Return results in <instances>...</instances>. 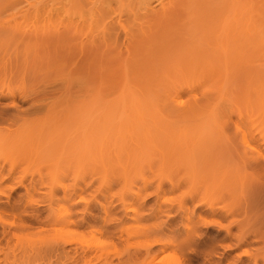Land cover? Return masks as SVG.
<instances>
[{
  "label": "rangeland",
  "instance_id": "1",
  "mask_svg": "<svg viewBox=\"0 0 264 264\" xmlns=\"http://www.w3.org/2000/svg\"><path fill=\"white\" fill-rule=\"evenodd\" d=\"M17 1L18 0H15V1L14 0H0V56L3 55L2 57L5 58V59H3L2 57H0V60L2 58V60H1L2 62H0V63H4V65L6 67V69H5V68H3L4 65L1 66V64H0V88L1 89L3 88V90H7V89H12L13 88L12 90H15V95L13 96V98H0V112L1 113H4V115L2 114L3 116L0 119V143L1 142L2 143H5V144H2V146L0 145V149H1V147L3 148L0 151V156H2L1 155V152L5 151V152H3L4 156H2V158L0 157V165H1V167H0V171H1L0 172V178L3 179V180H0V182H1L0 183V264H7L6 263L7 261H9L8 264L9 263L10 264H80V263L81 264H85L83 262L85 260V258L86 259L88 258V260H90L89 264H91L93 262H94L93 264H106V262H107V264L108 263H110V264H112V263L113 264H160V262H161V264H163V263H165V264H171V263L172 264H175L176 262H178V263L180 262V264L181 263L182 264H264V258H262V257H264V205H261V204H264V202H262V201H264V195H262V194H264V187H262V185H264V172H261V169H259V167H260L259 165H258V169L259 170L256 169L257 168L256 165H255V168H252V166L254 167V164H252L250 162L251 164L249 163V165H248L249 160L246 159L245 157H244L245 160L242 159L243 156H246V153H247V155L250 153V150L248 148H246V147L244 148L243 146H241L243 144L241 142V140H240L241 136H240V133H237L240 129L241 130H244L245 129L244 132L245 131H248V135H247L246 132L245 133H246L247 137H250L251 139L253 138L252 141H251V139L248 138L249 141H251V144H252L253 148H255L258 152L264 153V145H262V144H264V142H262V141H264V140H262L264 138L260 139L262 133H264V132H262L261 134H257L259 131L261 132V130H262L261 127H264V126H262V125H264V122H262L264 120L261 121L262 122V125H260L261 123L258 122L259 120H261L260 117H264V113L261 112V107L258 106V104L260 105V103H258V101L256 99L258 96L257 97L254 96L255 99L254 98L252 99L253 94L256 92L255 89H257L259 87L258 88L259 90L257 89L258 91H261V89L264 90V86H262V85H264V82H260V79H262V81H264V48H261L260 51H256V52H252V50L255 51V49H257V48H255V49L249 48L251 50V52H249V53L247 52L250 55H247L249 58L246 59V60L247 61L249 60L250 63H249V61L246 63L247 69L246 68H241L240 69V67H238L240 65L242 67H245V66H243V65H245L244 63L246 62V60L244 61V57H245L244 56L243 58H241L242 61L240 60L241 62H244V63H240L239 62L238 65H237L238 69H240L242 71L237 70V72L239 71L237 73V75H236L237 77H234L233 76L234 79H233L232 82H231L232 79L230 80V77H229V80L230 81L228 80L229 81L228 83H230V82L232 83V85L229 84L231 86V89H229L230 87H228V83L225 84V85H227L228 89H227L226 86H223L224 88L226 87L227 90L226 89H223L224 90V93H222V91H221V93H220L222 95V98L221 99L219 98L220 96L217 97L218 93L215 91V90H217V88L216 89H212V90H214L217 93V95L214 96V97L219 98L218 101H217L216 100L217 98L214 99L212 97V99H214V102L217 101V104H218V102H219L220 105L222 104L221 107L223 106V103H225V102L227 103V104L226 103L224 104V106H225V108L223 107L224 108V111L220 107L221 110H222L223 116H221L222 114L219 113V116L220 117H219V119H216L217 122H218V120L219 121L221 120L220 122H218V123H220L219 124V128H220V126L221 127L223 126L220 129H224V130H220L219 133L216 132V133H212L211 134L214 137V139L212 138V142L210 141L211 139L208 140L209 141V145L211 147H208L209 146L208 145V141L205 142L207 144L202 143V145H201V143L198 142L199 144L197 146L199 147V149L197 147H195L196 150L194 149L195 150L194 151L195 153H196V151H198L197 152L198 155H197V153L196 154L194 153L193 158L195 157L196 160H197V157H198V160L199 161L198 160L197 161H198V164L199 165L197 164V161L195 160V158L193 160H195L196 165H197V168H198V166H199V168L196 170V168L194 167L195 165L193 166V165L190 164V166L191 167L193 166L191 168V170L193 169L194 172L196 170L197 175H199V176L196 175V176L193 177L192 174H191L190 177H192L194 179L192 181V180H190V177H189V179H186L187 177H184L185 174L187 175L188 173H191L190 171H188L189 168H187V169L185 168L186 166H185L184 162H186V157H185V161H184V158H182L181 156H179V157L182 159V161H180L178 159V157H176L177 155H181L183 153V150L181 151L179 149V151L182 152V153H179V151L177 150L178 149L177 147H176L177 149H174L175 151L171 148L173 146L169 147V148H171V150L168 149L167 143H168V140L171 141V139H168L167 138V140L165 142V141H163L164 138L162 139L159 136V138L156 139V137H155V139H152L153 141L150 140L151 143L148 141L149 144H148V149H147V147H146V145H147L146 142L147 141L145 140L146 138L145 139L144 138L141 139V137L140 138L137 137V138H139L138 139V142H140V143H142V145H144V146H142V148L145 147V150L147 151L148 156H150L149 158L150 159H151V157L152 158H155V157L157 158L155 160L154 159H151V160H154V161H149L150 163L147 162L149 159L148 160L147 159H144V160H147L146 162L149 164L148 165L145 162H141L142 159H143V156L141 158H140V155L137 157V155L139 153L140 154L141 153L143 154V153H146V151L145 150L141 151L142 150L141 145L140 146L138 145V142L134 139V137H133V140L134 141L132 140V137H130V135H132L133 132H130V134L128 132V134H129V140H128V134L126 132L124 133V131H122V134L120 133L121 136L118 135L119 134V133H117V129H118V125H119V124H117L118 122L116 123L117 125H114L115 124L114 121H113L114 124L111 121H106L104 123L105 124L104 125L103 124L104 120L102 121V119H100V118L97 119V117H95L94 119L91 118L90 121H93L90 124L91 126L89 125L91 128L89 127L87 129V132H89V129H91V131H90V135H91V139L90 140L91 141L89 140L91 142V145L88 144L89 145L88 146L89 148L86 147L87 143H86V145H84L85 142L81 138V136H83L82 135V132H81V134H79L80 131L76 133L75 130H73V129H76V130H79V129L82 130V129H84V128H79L78 125L76 127V124H78V121H76V120L75 121L73 120L74 122L72 121V119H74L73 118L74 117L73 113L75 112V109L78 108V105L81 104L80 101L83 99L82 94L84 95V99L82 100L83 105L87 101L89 102L90 97L92 98L93 95H96V93L95 94L92 93V92H95L94 91L95 89L97 90V94L98 93L99 94L101 93V95L103 94L105 96V98L108 96V98H106V99H109L110 97L112 98V97H114L116 95V93L118 91V88H117L118 86L116 87V85H114V83L113 84L112 83L111 84H108L109 86L108 85H105V82L106 81L103 82V85H102V80L103 79L102 80L100 79V82L97 79V77L100 78L99 76H101L103 74V71L104 70L101 72V70L103 69V66L102 65H106L107 66L108 63L110 64V62H108V61H106V62L103 61L102 62L101 61L100 64L101 63L102 64L101 65L98 64L99 66H102V67H100V69H98V70H100L99 72H101V73H98V71L95 68V66H90L88 64L90 67L87 68L86 67L87 65L85 66L86 68H84V66L82 67L83 69H86V70L88 69V71H86V70L83 71L81 69L80 72H79V70H77L78 71L77 72V71L73 70L74 73H72V75L70 77V73H71L70 71L74 67L73 65H76V63H77V62L75 63V61H74V59H76L75 58V55H73L74 57L71 56V54H73L72 53V48L69 49L70 46L71 47L73 46L72 44L75 41H74V39L72 40L73 42L70 41L71 40V37L69 39V38L66 37V35H64V37L66 38V40H65V38L63 40L62 34L61 35L60 34L56 35L57 33L55 32V29H57L56 30L57 32L62 29V27L60 26V24L58 25L59 20L61 21V19H62V18L60 19V15H61L60 12L62 10L61 9V5H65L66 8H67L66 9L67 11L64 10V12H66V13L63 12L64 15H65V14H67V12H71V11H68V7L70 9V6H71L70 3H71L72 0H69V2H68V0H66V1L65 0H61V1L60 0H56V1L55 0H47V1H49L47 3H50V1H51L52 4H49V6H51V8L52 7L53 8L51 9L49 7L50 10H48V12L45 13V14H42V13L37 14V15H39L38 18H37V15L36 16H34V15L32 16V14H30V15L29 14L28 15L26 14L25 15L26 18H25V16L22 14L23 12L22 13L19 12L20 11L19 9H21V7H22L21 10H23L24 8L26 9V6L29 7L28 5L30 3L32 4V2L34 0H31V1L28 0V2H27V0H24V1H26L25 4H24V1L23 0H22V4H21V0H19L20 5L19 4H15V2L16 3H19ZM57 1L59 2V4L57 3ZM253 1H256V0H253ZM261 1L264 2V0H261ZM261 1H259V3L255 2L254 4L255 5L256 4H258V5L259 4L264 5V4H262ZM66 3H68V5ZM13 4H15V5H13ZM9 6H11V7H9ZM15 6H17V7H15ZM49 11H50V13H49ZM76 11L72 14L73 15V18H75L76 16L79 15ZM52 13H54V14L52 15ZM63 13H62V15H63ZM40 14H41V17H40ZM20 15H21V17H20ZM22 15H23L24 18L22 17ZM62 15H61V17H62ZM72 15H71V17H72ZM35 17L37 19H35ZM3 25H4V27H3ZM8 26H9V28H8ZM17 28H19V29H17ZM13 29H14V32H13L14 34L12 33ZM36 31H37V33H36ZM17 32L19 33L18 36L16 35ZM28 32H29L28 35H31L32 33L34 34V35L32 34L33 36L31 35L32 36V38H31L32 40H30V36H29V39L26 38V37H28V35H27ZM54 32H55V34H53ZM36 34H38L37 37H36ZM15 36H17V37L20 36L18 38V40L20 39V41H23L21 39H24V41L25 40H27V41L26 42L23 41L22 43L20 41L17 42L16 41L17 38L15 39ZM59 36H62V37H59ZM21 37H24V38H21ZM56 37H58V41H57V38ZM67 39H69V40H67ZM65 41H67L68 44ZM59 42H61L62 47H63L62 50H64V51L66 50V44H67V50L68 51H65L66 52L65 54H66V56L69 55L68 56L69 58L71 56V58H70L72 60L71 61V64H72L71 66H73V67L71 69H69L71 66H69L68 63L65 64V65L69 66L68 69L70 71L67 69V66H64V63L66 62V60L68 59V57H66L67 59L61 57V55H60V54H62V53H60V51H61L60 48L61 47L59 48V46H61V45H59L60 44ZM69 42L72 43V44L70 45ZM25 47H28V48L30 47V49L28 50L29 52H26L27 51L26 50L27 48H25ZM252 47L254 48V45ZM14 52L16 54L15 56H14ZM74 53H76V50H75ZM4 54H5V56H4ZM63 54H64V52H63ZM63 54H62V56H63ZM25 55H26V57H25ZM13 56L16 57L15 58L16 60L14 59ZM9 57L13 58L14 60H12ZM77 57H78V55H77ZM91 57H92V55H91ZM94 57L96 58L95 55H94ZM6 58H9V59L6 60ZM22 59H23V61H22ZM62 59H64V60L66 59L65 62L61 61ZM70 59L68 61H70ZM96 59L97 60H95V59L93 60L94 61L93 64H95L97 61L99 62V58H96ZM11 62H14V63H11ZM16 63L18 65L20 63L21 64L23 63L22 66L20 67V69H19L18 66H16L17 65ZM248 63L250 64V67L247 66ZM110 65L112 66V63ZM110 65H108L109 68H110ZM62 66L63 67H66V68H63ZM12 67H13V70H12ZM237 67H236V69H237ZM74 68H76V67H74ZM105 68H107V67H105ZM64 69H65L66 72H64ZM76 69H80V68L77 67ZM244 69H246V70H244ZM93 70H95L94 71L95 74L93 73ZM106 70H105V72H106ZM243 70L245 71V73L243 72ZM246 71L249 73V75L251 73V75L248 76L249 79H248V77L246 79V76L248 74ZM79 73L81 74L80 78L82 77L83 79L82 78L81 79L82 80H85V81H82V80H80V78H78ZM82 73H84V76H83ZM87 73H88V75H87ZM60 74H63L64 76L63 75L61 76ZM67 74L69 75L68 78L71 80V85H70V83H67L68 85L66 86V82L70 81V80H68L66 78L68 76ZM74 74H75V77L77 76L76 79H74L75 77L72 78V76H74ZM9 75H12V76H10V79H9ZM65 75H66V77H65ZM85 76H86V78H85ZM92 76H93V78H92ZM60 77H62V79L65 78V80H63L61 82V78ZM103 77H105V75ZM231 78H232V76H231ZM7 80H9V81H7ZM75 80H77L78 85H80V83L82 82L81 85L79 86V89H77L78 85L77 86L75 85L77 82L74 83ZM89 80H91V81L93 80L92 82H94V83L98 82V84H97L98 87H95L96 85H94L93 83H92L94 85L93 88L91 87L93 85H90L89 86V84H91V81H89ZM108 80H107V82H108ZM246 80L247 81L250 80L252 82V84H251V82H249V81L247 82ZM253 80H255V82H258V84L255 83L256 84V86L254 85L255 87L252 86L254 84V81ZM110 82H112V81H110ZM7 83H8V86H7ZM72 83H74V84L72 85ZM246 83H250L252 87L250 89V87H248V85H249L248 84L247 85V89L248 88L249 89L245 91ZM83 85H84V87H83ZM5 86H7V89H6ZM11 86H12V88H10ZM22 87H24V89ZM72 87H73V92L75 91L74 93H78L79 95L77 94V96H75V97L73 96L74 93L72 92ZM81 87H83V88H81ZM39 89H40V91H39ZM41 89L44 92L42 94H41V92H42ZM65 89L71 90V91H69V93H68V91H66ZM106 89L107 90L109 89V90L107 91ZM19 90H21V93L22 94L20 93ZM23 90H24V92H23ZM51 90H52V92H50ZM53 90H56V94L53 92ZM58 90H60V93L58 92ZM77 90H78V92H76ZM202 90L205 91V90H209V89H204V88L193 89L194 93H192L193 91L185 90L186 93L184 92L183 94H181L182 96L180 95V97H182L184 99H180V100H182V101H185V100L188 101L189 99H192L191 97H189V95H191L192 97L193 96H196V98L198 97L197 99H199L201 97L200 95L202 94L201 93ZM225 90H226V92H225ZM48 91L50 93H53V94L50 95V93ZM65 91H66V93H65ZM248 91L250 93L247 94V95H249V97L251 96V100H254V101H251V100L250 101L252 102V104H253V102L257 101V102H255V105H253V106H254V108H255V106H257L258 108L257 107L256 108H257V110L261 114L259 112L255 111L256 108L255 109L254 108L252 109L253 106H251V104H249V99H247L249 97L247 95H246V97L244 96L246 94V92H248ZM251 91H253V94H252ZM46 92L49 93V94H47ZM45 93L48 95L47 97H46V94ZM64 93L67 96H65ZM80 93H81V95H80ZM211 93H213V91ZM60 94L61 95L63 94L62 97H61ZM214 94H212V96ZM224 94H227V95H224ZM235 94H238L237 96H239V97H236L235 98V96H236ZM257 94H259V93H257ZM24 95H26V96H24ZM38 95H40L39 96L40 98H46V99L48 98L47 100H48V102L50 104L52 102H54V104L52 103L54 108L52 107L51 111H49L50 114L47 113L48 110H49V108L46 109V107L43 106L45 104H48L47 101L43 102L45 104H43L41 106L43 108H40V110L37 107H36L38 109L37 111L34 110L36 108L32 109V107H34L35 105L33 104L34 106H32V104H31L30 101L31 100H34L36 98V96H38ZM54 95H56V96H54ZM68 95H69L68 100L70 99V101H68V100L65 99L66 97H68ZM50 96H51V98H49ZM58 96L60 98H58ZM53 97H56L55 98L56 101L53 99ZM74 98L76 100H78V101L80 100L79 101L80 103L79 102L77 103V101ZM244 98H245V103L243 101ZM57 99H62V100H60V102L62 101V104L59 103V102H57V101H59ZM85 99H87V100H85ZM229 99L231 101H229ZM50 100H52V101H50ZM84 100H85V102H84ZM258 100H260V99H258ZM11 101H14L15 102V105H13V106H15L14 108H13L12 105L10 106L8 104ZM65 101H66L67 105L64 103ZM222 101H223V103H222ZM55 103H56L57 106L55 105ZM69 103H70V105H69ZM231 103H232L233 106L231 105ZM50 104H48L47 107ZM228 104H229V106H227ZM5 105L6 106L9 105V106L6 107ZM29 105H31L32 107L30 106L31 107L30 108ZM63 105H65V106H63ZM73 105H77V106H75V108H74V107H72ZM61 107H62V109L65 108V110L67 111V115L69 117L67 115L64 116V114H66V111L65 110L61 111L62 110ZM69 107H72L73 110H74L73 113H70V115H69V111H71V109L68 110ZM79 107H80V105H79ZM158 107L160 109L162 108L159 105H158ZM2 108H4V109H2ZM53 109H54V111H52ZM59 109H61V110H59ZM249 109H250V111H249ZM11 110H12L13 113L11 112ZM19 110H20V113L22 115L18 112ZM225 110L228 113L225 112ZM245 110H246V112H245ZM252 110H254V113H253ZM2 111H4V112H2ZM44 112H46L47 114H43ZM86 112H88V111H86ZM216 112H218V111H216ZM256 112H257V114H255ZM53 113H55V114H53ZM62 113H63V115H62ZM229 113H230V115H229ZM232 113L234 114V116H233ZM250 113H251V115H250ZM15 114H17L18 117ZM87 114L89 116V113H87ZM237 114H238V117L236 116ZM248 114H249V116H248ZM42 115H45V116H42ZM47 115H48V117L50 119L49 120L50 122H48V120H47L48 119ZM227 115H229V116H227ZM13 116L14 117L15 116L17 117L16 123L19 122L17 124V127H16V124L14 123L15 122L14 119H16V118H13ZM21 116L24 117V119H26V120H24L22 122L21 120L23 118H21V119L19 118ZM88 116H87V118H88ZM256 116H258V117H256ZM3 117H4V119H3ZM10 117H12V118L9 120ZM84 117H85V115L83 116V118ZM45 118H46L47 121L45 120ZM61 118L62 119H66L65 120L66 122L64 120H62L63 122L61 120H59ZM68 118H70V120ZM51 119L54 120V121L52 120V122H54L52 124H51ZM251 119H254L255 121L254 120L251 121ZM257 119H258V121H257L258 123L256 122ZM1 120H5V121H1ZM34 120H35V122H34ZM58 120H59V123H58ZM88 120H89V118H88ZM100 120H101V122H100ZM228 120L230 121V123H229ZM233 120H235V121H233ZM97 121H99V123H96ZM223 121H226V122H223ZM2 122L3 123L5 122L6 124L5 123L3 124ZM20 122H21V124H20ZM29 122H30V124H29ZM36 122H39V123H36ZM67 122H69V123H67ZM72 122H73V124H72ZM94 122H95V124H94ZM22 123L23 124L25 123L24 125L26 126V128L25 127L24 128L22 127V126H24V125H22ZM74 123H75V125H74ZM109 123H111L112 126L114 125L115 128H113V131L111 130L112 129V126H110L111 128L108 127L109 126ZM235 123H238L239 125H237ZM253 123L254 124L256 123L255 126H254ZM27 124H29V125H27ZM56 124H58V125H56ZM66 124H69L70 127L68 125H66ZM107 124H108V126H107ZM223 124L224 125H227V126H225V128H224V125ZM35 125L38 126V127H36ZM51 125H53V127ZM71 125H74V126L71 127ZM102 125H103V127H102ZM27 126H28V128H27ZM66 126H68V128ZM104 126H105V129H102V128H104ZM232 126L234 127L233 128L234 130H232V128H231ZM255 127L256 128L257 127L258 128H261V130L258 129V128H257L258 129L257 130V129H255ZM31 128L32 129L34 128V129L32 130ZM44 128L45 129L47 128V129L45 130ZM77 128H79V129H77ZM217 128H218V126H217ZM236 128H238L239 130H237ZM21 129H24L25 132H24V130L22 131ZM66 129H68V130H66ZM69 129H71V130H69ZM16 130H18V132ZM28 130H30V131H28ZM60 130L61 131L62 130H65V131H63V133H61ZM103 130H107L108 136L106 135L107 136L106 138L104 136V134H106V133L103 134L104 137L101 134ZM110 130L112 132H114V133L110 132L111 135H110V133H108ZM33 131H35V132H33ZM44 131H46V132L43 133ZM57 131H58V133H57ZM71 131H72V133H70ZM9 132L12 133L11 134L13 136L12 138L10 137V133ZM66 132L69 133L68 134L69 136L68 135L66 136V134H67ZM74 132L76 134H74V136H73L72 134ZM228 132H230V133L228 134ZM2 133L4 134V137L1 136ZM41 133H43L42 134L43 136H41ZM233 133H235V135L237 137H235V135H233ZM8 134H9V137H10L9 138L10 139L9 141H8ZM33 134H35V135H33ZM48 134H49V136H48ZM78 134L80 136V137H78L79 140L77 138L76 139L80 143L81 142H84V143H82V147L81 148H83V149L81 151L78 148H76V147H79V146H77L78 143H76L78 141L75 139L76 140V142H75L76 145L73 142V141H75L73 137H76V135H78ZM85 134H87V133H85ZM99 134L104 139L101 138V137H99L100 139L98 140L97 136H99ZM114 134H115V136L113 137ZM18 135L19 136L21 135L20 137H21L22 140L19 138ZM231 135H232V137H230ZM258 135H260V136H258ZM31 136H32V138H31ZM34 136H36V137H34ZM54 136L56 138H54ZM64 136H66V137H64ZM139 136H142V135L139 134ZM239 136H240V138H239ZM41 137H43V138H41ZM46 137H47V139H46ZM108 137H111L110 140H109ZM115 137H117L116 138V140L118 139L117 141L114 140ZM118 137H120V138H118ZM1 138L2 139L4 138V140L5 139L6 140L5 141L4 140L2 141ZM25 138H27V139H25ZM63 138H65V140H63ZM232 138H235L234 141L232 140ZM34 139H35V141H34ZM41 139L43 140L42 141L43 143L40 142ZM48 139H50L51 142ZM223 139H225V140H223ZM258 139H260V140H258ZM20 140L22 141L23 144L21 143ZM46 140L49 141V144L48 145H50V146H48V145L45 146V144L48 143ZM130 140H132V141H130ZM227 140H232L233 142L231 141V143H230V141L227 142ZM11 141H12V143H11ZM61 141L62 142L64 141L62 143V145L60 143ZM98 141H100L101 143L98 142ZM102 141L104 142V144H103ZM113 141H115V142H113ZM122 141H124L126 143H124ZM127 141H129L128 145L132 143L133 144L132 145L133 147L130 146V145H129L130 147L127 146ZM188 141H190V140H188ZM9 142H10V144H9ZM19 142H20V144H19ZM90 142H88V143H90ZM93 142L95 143V145H94ZM134 142L137 143L135 146H134ZM162 142H165V143L162 144ZM224 142H225V144H224ZM234 142L236 143V145H234L235 144ZM64 143H66V144L64 145ZM68 143L69 144L72 143L73 145L72 144L69 145ZM173 143L175 144L176 142L173 141ZM191 143H192V141H191ZM210 143H212V145ZM17 144H18V146L20 148L17 146ZM26 144H27V146H26ZM42 144H43L44 147L42 146ZM124 144H126V145L124 146ZM150 144H153L152 147H150ZM186 144L187 145H190L188 142ZM203 144H204L205 147L203 146ZM230 144H232V145H230ZM29 145L32 148H30ZM58 145L61 146L60 149H59V146ZM63 145H64V147H63ZM171 145H173V144H171ZM227 145H229V146H227ZM233 145L234 146H237V147H233ZM243 145H245V144H243ZM66 146H67V149H66ZM113 146H114V149H113ZM202 146L205 148V150L203 149ZM231 146H232V149L230 150ZM4 147L7 148V149L5 150ZM8 147H9V149L12 147L11 150H13V152L10 151V150L9 151L12 152V153H14V154H10L9 151H7L8 150ZM37 147H41V150L42 149L43 150L40 152V148L37 149ZM46 147H49L47 149V151L45 150ZM62 147L65 148L66 151H68V153H66V151H64L65 149L62 150ZM90 147H91V149H90ZM108 147H110L111 149L109 148V150H108ZM137 147H140V151H138V148ZM222 147L224 148V150H223ZM33 148H35V149H33ZM105 148H107L108 152H107V150ZM132 148L137 153L136 157H134L135 156V153L132 150ZM155 148L156 149H159V150H157V152H161V154L160 153H156V151H155L156 149ZM225 148H226V150H225ZM237 148H239L238 150H240L241 148L244 149L245 155H243L244 153L241 152L242 149L238 152V150H236ZM84 149H86V151L83 153ZM98 149H99V151H98ZM58 150H60V152L62 150L63 154H62V152L61 153L60 152H57ZM92 150H93V152H92ZM95 150H97V151H95ZM105 150H106L107 153L105 152ZM111 150L114 152L113 153L114 156L112 157L113 160H110L109 161V159H112V158H110L112 156L111 155L112 154V151ZM117 150H119V151L116 153ZM232 150L234 151L233 153H232ZM87 151L88 152L91 151V152L88 153ZM123 151L125 152L124 154H123ZM227 151H229V152H227ZM247 151H249V153ZM44 152L45 153L47 152V153L45 154ZM76 152H77V154H79L80 152L83 153L82 156H80L81 158H79V159H81L83 161L80 160V162H79V160H78V161H75L76 163L74 164L73 161L77 158V157L75 158V155H76L75 153ZM148 152L150 153V155H149ZM168 152L169 153H173L174 152L175 154L176 153L177 154H176V156L174 154L173 155L171 154V156H170V154ZM87 153L89 155H91V158L90 159L88 158V156H87L88 154ZM98 153H100L99 156L101 155V159L102 160L100 159V157L98 159V156H96V154L98 155ZM155 153L157 155H155ZM164 153L167 154L168 156L165 155ZM226 153L228 154V156L226 155ZM27 154H29V155H27ZM39 154L41 156H43V155L44 156L41 158V156H39ZM54 154H56V155H54ZM67 154H68V156H67ZM104 154L107 155V156L109 155V156L108 157L107 156H104ZM35 155H36V157H35ZM59 155H60V160L58 159L59 158L58 157ZM118 155H119V157L121 155L122 156L124 155L125 158L121 156L122 157V160H121V157L120 158L117 157ZM161 155H162V159H160L161 158ZM239 155H241V157ZM86 156H87V158H88L89 161H87V159L85 160ZM128 156L129 157L132 156V157L129 158ZM212 156L215 157V158H212ZM29 157H30V159H29ZM31 157H33L34 161H33V159H31ZM47 157H48V159H46ZM51 157H53V158H51ZM56 157H58V158H56ZM96 157H97V161H100L99 164L97 163V161L95 159ZM114 157L116 158V160H119L120 159L121 161L119 160V162L118 161L114 162V160H115ZM169 157L170 158L173 157V159H176L177 161L175 160V163L176 162L177 163L174 164L173 162H170L169 161L170 160ZM208 157H210V159H208ZM231 157H237V158H235V159L232 158L233 160H231L230 162L233 161L234 162L233 163L234 165L232 166V163H230L231 165L229 164V166H228V164H227L229 162L228 159H231ZM238 157H240V158H238ZM35 158H36L37 161L35 160ZM44 158H45V161H44ZM50 158H51L52 161L50 160ZM123 158H124V160H123ZM39 159H41V160L43 159V160L41 161ZM107 159H108V161L111 164L108 163V161H104V160H107ZM125 159H127V160H125ZM173 159L171 161H173ZM189 159H187L188 160L187 163L188 162L191 163L189 161ZM236 159H237L238 162L236 161ZM239 159H241V161ZM84 160H85V162L87 161V163L83 164ZM93 160L95 161V164L96 165L94 164V161ZM157 160H159V162H158L159 164L157 163ZM165 160L167 162H169V163H167ZM178 160L180 161V165L179 166H178V164H179L178 163ZM243 160L245 162H243ZM57 161H59V162H57ZM124 161H127L129 163H126V165H125V162ZM155 161H156V163L158 165H155ZM161 161H162V163H161ZM206 161H208L209 163H207ZM4 162H6V163H4ZM54 162H55V164H56V162L58 164L55 165ZM117 162L119 164H121V167L118 166L119 164ZM164 162H165V164L167 163L169 165L168 166H167V164L165 165ZM242 162L244 163V165H243ZM48 163H51V164H48ZM181 163H182V165H181ZM215 163H216V165H215ZM109 164L111 166H108ZM123 164H124V166H123ZM188 164H187V167H188ZM208 164L209 165L211 164V166L212 165L213 166L210 167V169H208V167H207V166H209ZM163 165H165L166 167H168L167 170L165 169L166 168L165 166L163 167ZM173 165H174V167H173ZM219 165L220 166L222 165V166L220 167ZM44 166H47V168H45ZM182 166H183V168H182ZM218 166H219V168H218ZM178 167H179L181 173H179L180 171L177 173V170H179ZM232 167H233V171L231 170ZM123 168L125 169L124 170V173H125V176L127 177L126 178V181H125V179H123L124 177L122 176L124 174L123 173V170H122ZM171 168L172 169L174 168V170L172 171ZM217 168L219 170H215ZM221 168H225L226 170L225 169H221ZM249 168H251L250 169L251 171L249 170ZM260 168H262V166ZM4 169H5V171H4ZM212 169L214 170L213 172L210 171ZM234 169L235 170H238V172L235 171L236 172L235 173L234 172ZM254 169H255V171H254ZM107 170H108V172H107ZM163 170H164V172H163ZM208 170H209V172H208ZM224 170L226 172H224ZM227 170H229V171H227ZM120 171H121L120 175H119V173L116 174L117 172H120ZM182 171H183V173H182ZM222 171L224 172V174L221 173ZM262 171H264V168H262ZM7 172H8V174H6ZM104 172L107 173V174H105L106 176L103 175ZM159 172H163L164 174L167 172L169 175L168 174L167 175L165 174L166 177L163 175L164 176V179L163 178H159L160 176H162V175H158ZM196 172L194 173V175L196 174ZM206 172L208 173V175L206 174ZM253 172H255V173L252 174ZM209 173H211V174L214 173L213 176H212V177H214V179L211 177V174L209 175ZM225 173H226V175H225ZM248 173L250 174L251 177L253 176V179H251L249 177V174ZM174 174H176V175L174 176ZM221 174L223 175V178H222L223 181L220 178L222 176ZM233 174H234V176H233ZM236 174H237L238 177L236 176ZM256 174H259V175H256ZM1 175H3V176H1ZM5 175H7L8 178L5 177ZM219 175H221V176H219ZM254 175H256V177ZM170 176L172 177L171 179L176 178V179L179 180L180 177L181 178H184L183 181H182V182H184L183 185L186 182H189V186L190 187L186 183L185 188H183V185H182L181 188L179 186L178 188H175L173 190H167L168 193L166 191L163 192L164 194H162V193L155 194L153 192L155 195H157L155 197V195L152 193V191L154 190V187L156 186V183L158 184L159 181H163V182L165 181L166 182V180H168L170 178ZM206 176H208L210 179L208 177L206 178ZM227 176H228V178H227ZM258 176H259V178H258ZM129 177H130V179H129ZM167 177H168V179H167ZM197 177H198V180H196ZM215 177L217 179L220 178V181L221 182L218 181V180H216ZM165 178H166V180H165ZM181 178H180V181L182 180ZM205 178H206V181H205ZM211 178H212L213 181H210ZM235 178H236V184L238 186L235 183H233V181H235ZM230 179H232L231 182H230ZM224 180H225V182H224ZM190 181H191V184H190ZM200 181H202L203 183H204V181H205V183H208L210 181L209 183L214 182L216 185L218 184V182L221 183V184H218V186L220 185L219 188H217L218 186H216V187L214 186V188L216 189V191H214L215 190L214 188H213L214 190L212 188H207L209 183L208 184H205L204 183L205 186L207 185L206 187H204V185H201V184H197L196 185V187L201 185V188L198 189L200 191H198V192L197 191H194V192H196V194H198V193L200 194V195H198V198L201 196V192H204L205 191L204 194L202 193V195H203L202 200L204 199V203H205V199H207L206 197H208V198L210 197L209 199H207V201L209 200V202H210L211 197H212V199H214V200H211V202L214 201L213 204L211 202H210V204L207 202L208 205H211L212 204V207H211L212 210L209 211L207 209L208 212L207 211L206 212L208 214H206V212H205V210H206L205 209V206H206L207 203H205V206H203V204H202L199 207V209H195L194 210L193 214L190 212L191 214L188 213V215H185L183 218H181L182 214L180 212H179L180 215L178 213H174L175 214V218H174L175 224L172 225V227H171V228H173V226L176 227V228L178 227L181 230L180 227L181 226H184V225H181L182 224V221H183V224H186L189 228H191L192 231H193V228H194V230L195 229L197 230L198 228L199 229L197 231L195 230V232L193 231V234H192V232L189 233L191 235H188L185 238L186 243L184 242V245H183V240L184 239H181L180 240V241H182L181 242L182 244H180L182 246H179L180 247L179 250H178V247L177 246H175V247L173 246L172 248L170 246V248H167L168 251L166 250V248H165V250L162 249V246H160V245L159 246L161 247V249H160L159 246H155V247L153 246L152 247V251H151L153 253H150L151 255L148 256L147 255V252L145 250V248H146L145 246H147V245H149V243H151L149 240H151L152 237H153V239L156 237V235L155 236L150 235L151 232L153 231V229H154V231H156V230H162V229L163 230H166V228H167L166 227V224H165V221L167 220L166 215L161 214V213L160 214H158V213L155 214V213H152L151 211H149L150 208H151V206H152V204H153V207H154V205L157 204L156 203L157 201H158V204L160 203V201H161V204H162V202H163V204H166V202H167V205H165V207L166 206L172 207L170 213L173 214V212H175L173 209L176 206V204H178L180 198L182 200V196L185 195V194L186 195H191L193 193V195H194L195 193L193 192V187H194L193 185H195V182L196 183H198V182L201 183ZM142 182H143V185H142ZM222 182L225 183V184H223ZM239 182H240V184H239ZM214 183H213V185H215ZM227 183H228V185H227ZM231 183H233V184H231ZM151 184H153V186H151ZM257 184L260 185L261 187L258 186ZM49 185H51V186L49 187ZM110 185H112V186H110ZM148 185L150 186V188H149ZM84 186H86V188H84L85 190L82 193L81 192L79 193V195L81 194V198H83L84 200L83 201H80L82 204L79 202L78 203L79 205H76V207L74 209V207L72 208L71 205H70L71 202L68 203V200H67L68 195H72L74 189H77V188H74V187H84ZM141 186H143V188L145 189V191L143 190V188ZM196 187L194 189L197 190ZM210 187H213V186H210ZM204 188L205 189L207 188V189L205 190ZM239 188H241V191L240 192H239V190H240ZM256 188H257V190H256ZM68 189H71L72 191H70ZM139 189L142 190L143 192L141 191V193H140L139 192ZM220 189L222 190V192H221ZM53 190H56V191L54 192ZM58 190H59V192H57ZM67 190H68L69 193L67 192ZM178 190H179V192H178ZM210 190H212V191H210ZM217 190H219V191H217ZM134 191H136V192L140 193V195L142 194L144 196L148 195V193H149V196H147V199L148 200H146V203H145V205L143 207H142V205H139L138 204L139 205L138 206L136 204V203H138V201L136 203L134 202L133 203L134 205H132V203H130V202H133V200L135 198L136 192H134ZM229 191L230 192H233L234 191L235 193L233 192L234 194H232ZM236 191H238V192H236ZM45 192L49 196L46 195ZM70 192H72V193H70ZM170 192H171V194H170ZM187 192L188 193H191V194H187ZM212 192H213V195H212ZM223 192L225 193L226 198H225V195H222ZM179 193H181V195H179ZM209 193H211V194H209ZM150 194H153V195L150 196ZM236 194H237V196H236ZM62 195L64 196V198H63ZM127 195H129V196H127ZM219 195H220V198H219ZM131 196L134 197V198H132ZM168 196H169V198H168ZM261 196H262V198H261ZM72 197L75 198L74 195H72ZM72 197L69 196V200H71ZM151 197H152V199H151ZM163 197L164 198L166 197V198L163 199ZM221 197H222V199H221ZM223 197H224V199H223ZM65 198H66L67 201L65 200ZM174 198L176 199V201H174ZM196 199H197V197L195 196V200ZM122 200H124V203L126 202L125 204H127L126 205L127 206L126 207L127 209H129L130 207L132 208V209L130 208L131 210H129L127 212V216H125V217L122 216V213L123 212H122V208L120 206V204H121L120 201H122ZM186 200H188V198H186ZM72 201H74V200H72ZM85 201H87V203ZM169 201H172V202H169ZM259 202H260V204H259ZM115 203H117V204H115ZM169 203H172V204H169ZM235 203H237V204H235ZM98 204H100V205H98ZM192 204L194 205L195 203H191L190 202L189 206L191 205L190 207H192L193 206ZM240 204H241L242 207L240 206ZM118 205H119V207H118ZM146 205L148 207H145ZM133 206H134V208H133ZM207 206H206V208H207ZM228 206H230V209H229ZM239 206L241 207V210H240V207ZM96 207H97V209H96ZM226 207H228V211H226V209H227ZM36 208L38 209V211H36L37 210ZM107 208L110 209L111 212ZM235 208H236L237 211H235ZM68 209L69 210L71 209L70 212H72L71 213L72 215L70 214L71 217L68 216L69 217V220H68L67 217H65V218L63 217L64 219H67V222H71V220L72 221H76L80 217L87 216V215L89 216V214H91L92 215V218H94V219H92L90 222L87 223V227L85 226L86 224L83 227L82 226H76V225L75 226L74 225H68L67 226V224H66L67 222L60 217L61 216L60 214H65V212L69 211ZM133 209H134V211H133ZM213 209H214V211H213ZM231 209L234 210V211H232ZM242 210H244L245 212L242 211ZM59 211L62 212V213H59ZM201 211L202 212H205L204 214H206V215H202L201 216L200 215L201 214ZM225 211H226V213H224ZM106 212L109 214L108 216L106 215L107 214ZM220 212H221V214H219ZM236 212H237V214L234 216V214ZM240 212L242 213L241 215L239 214ZM116 213L118 214V216H117ZM119 213L121 214V216L119 215ZM229 213L231 214V216H230ZM176 214L178 216H180L181 219ZM189 214L192 215V216H190ZM222 214H225L226 216H224ZM148 215H150L151 217L148 216ZM238 215H239V217H238ZM155 216H156V219H155ZM203 216H205V217H203ZM31 217H33V218H31ZM58 217H60V219H58ZM113 217L116 220L113 219ZM146 217H148V218H146ZM118 218H120L121 220H119ZM131 218H133L134 220L133 219L131 220ZM187 218H190V219L188 220ZM175 219H177V221ZM192 220H193V223H194V224L192 223L193 225L190 223V221H192ZM261 221H262V223H261ZM98 222H100V223H98ZM125 222H126V224H125ZM207 222H208V224H207ZM107 223L109 224V226H108ZM176 223H178V224H176ZM235 223H237V224H235ZM259 223H261V224H259ZM240 224H241V227L243 226L242 228L240 227ZM244 224H246V225H244ZM113 225H114V227H113ZM148 225L150 226V229H152V231L149 230V228H147V227H149ZM156 225H158V226H156ZM164 225H165L166 228H164ZM235 225H238V226H235ZM143 226H144V228H143ZM190 226H192V227H190ZM227 226H229V227H227ZM116 227H118V228H116ZM154 227L156 228V230H155ZM140 228H141L142 231L140 230ZM145 228H146V230L150 231V233L148 232V234L145 235V233L147 232L145 230ZM69 229H70V234H69ZM116 229L118 230V232H117ZM71 230L73 231V233L71 232ZM132 230H135V232L132 231ZM143 231L145 233H143ZM154 231H153V234L154 233L156 234L157 231L156 232H154ZM60 233L61 234L62 233H65L67 235H65V234H62L64 236H62V235L60 236L59 235V237H61V238H59V237H57V235L60 234ZM140 234H142V235H140ZM68 235L69 236L72 235L73 237H71V239L73 238L72 240H75V242L74 241H71V239H69L70 237ZM56 238H58V239H56ZM66 238L68 240H70V241L66 240ZM101 239H103V241H101ZM104 239H105V241H104ZM65 240H66V242H65ZM81 240H82V242H81ZM190 240H191V242H189ZM199 241H200V243H199ZM76 242H78V243H76ZM97 242H98V244H95ZM193 242L194 243L196 242L197 244L196 243L194 244ZM49 243H50V245H49ZM82 243H84V244H82ZM105 243H106L107 246L105 245ZM87 244H88V246H87ZM43 245L45 247L46 246L47 247L45 248ZM82 245L83 246H86L87 248L86 247H83ZM48 246L49 247L52 246V249L49 248ZM81 246L83 247V249H82ZM185 246H189V247L186 248ZM41 247H42V250H40ZM56 247H57V249H56ZM100 247L103 248V249H101ZM183 247H184L185 250L183 249ZM32 249H35V250H32ZM43 249H46V250H43ZM98 249H100V250H98ZM159 249L162 250V251H160ZM37 250H38V252H37ZM158 250L160 252H158ZM181 250H183V251H181ZM66 251H67V254H66ZM100 251H103V252L105 251V252L103 253V252H100ZM107 251H109V252H107ZM64 252H65L66 255L64 254ZM7 253H8V256H7ZM49 253H50V255H49ZM96 254H98V255L100 254V255L98 256ZM2 255L4 257V263H2L3 262ZM161 255H163V256L165 255L164 258H162ZM66 256L68 258L70 257V259H69L70 261L68 260V258H66ZM156 256L157 257H161L160 259H162V260L164 259L165 262L160 261L159 258L156 261L155 260V258H157ZM7 257H8V259L10 257V259L8 260ZM83 257H85L84 260H82ZM145 257H146V259H145ZM150 257H152L151 260H150ZM165 257H167V258H165ZM105 258H106V260H108V259L109 260L108 261H105L104 260ZM175 258L177 260L174 261L175 262L174 263L173 262V259L175 260ZM5 260H7V261H5Z\"/></svg>",
  "mask_w": 264,
  "mask_h": 264
},
{
  "label": "bare ground",
  "instance_id": "2",
  "mask_svg": "<svg viewBox=\"0 0 264 264\" xmlns=\"http://www.w3.org/2000/svg\"><path fill=\"white\" fill-rule=\"evenodd\" d=\"M15 1V0H14ZM24 1V0H23ZM29 1H31V0H29ZM56 1V0H55ZM61 1V0H60ZM66 1V0H65ZM253 0H72L71 1V3H70V9H69V7H68V11H71V12H67V14H65L64 15V13H66V12H64V10L65 11H67L66 9V6L65 5H61V12L63 13V15H62V13L60 12V14L62 15V17H61V15H60V19H61V21L59 20V23H58V25L60 24V26L62 27V29L60 30V31H56L57 29H55V32L57 33L56 35H58V34H62V36H59V37H62L63 38V40H64V35H66V37L67 38H69L70 39V37H71V40L70 41H72L73 39H74V43L72 44V43H70V45L72 44L73 46L71 47L70 46V48L69 49H71L72 48V53L73 54H71V56L72 57H74L73 55H75V58L76 59H74V61H75V63H76V65H73L74 67H78V68H80V69H76V68H74L73 66H71L72 64H71V56H70V58L68 57L69 55H67L66 56V52L65 51H68L67 50V44H68V42L67 41H65L67 44H66V50L64 51V50H62L63 49V47H62V44H61V42H59L58 44L59 45H61V46H59V48H60V53H62L63 54V52H64V54H63V56H62V54H60L61 55V57H63V58H66V57H68V59L66 60V62H65V60L64 59H62L61 61H63V62H65L64 63V66H67V65H65V64H67L68 63V65L69 66H71L70 68H69V66H67V69L69 68V69H71L72 67V69H71V73H70V77H71V75H72V73H74V71L73 70H75V71H77V70H79V72L81 71V69L84 71V70H86V69H83L82 67L84 66V68H88V67H90V66H95V68L97 69V71H98V73H101L103 70V76L105 75V77H103L102 75L101 76H99L100 78H98L97 77V79L99 80V82H100V79L102 80V85H103V82H105V85H108V84H113L114 83V85H116V87L118 88V91H117V93H116V95L114 96V97H110L109 99H106V98H108V96L105 98V96L103 95H101V93L99 94H97V90L95 89L94 91L95 92H92V93H96V95H93L92 96V98L90 97V100H89V102L87 101L84 105H83V103H82V100L84 99V95L82 94V96H83V99L80 101L81 102V104H79L80 105V107H79V105H78V108L77 109H75V112L73 113V108L72 107H74L75 108V106H77V105H73L72 107H69V109L68 110H70L71 109V111H69V115H70V113H73V115H74V119H72V121L74 120H76V121H78V124H76V127H77V125H78V127L79 128H84V129H79V128H77V129H79V130H76V129H73V130H75V132L77 133V132H79L80 131V133L79 134H81V132H82V135L83 136H81V138L83 139V141L85 142H79L78 140V137H80L79 136V134L78 135H76V137H73L74 138V140L76 139L78 142H76V140L75 141H73L74 143L76 142V143H78V145L77 146H79V147H76V148H78L80 151L83 149V148H81L82 147V143H84V145H86V143H87V145H86V147H88L89 145H91V135H90V131H91V129H89V132H87V129L91 126L90 124H91V122H93V121H90L91 120V118H95V117H97V119H102V121L104 120V122H103V124L106 122V121H111L113 124H114V122H115V124L114 125H117V124H119L118 125V129H117V133H119L118 135H120L121 136V134H122V131H124V133L126 132L127 134H128V132H129V134H130V132H133L132 133V135H130V137H132V140H133V137H134V139L138 142V139L141 137V139H145L147 142L149 141L150 142V140H152V139H155V137H156V139L157 138H159V136H160V138H164L163 139V141H165L166 142V140H167V138L168 139H171V141L170 140H168V143H167V147H168V149H170L171 150V148L174 150V149H177L178 151H179V149L182 151L183 150V153L181 152V151H179V153H182L181 155H177L176 156V154L173 152V153H169L170 154V156H171V154L173 155H175L176 157H178V159L180 160V161H182V159L179 157V156H181L182 158H184V161H185V157H186V162H184V164H185V168L187 169V168H189L188 169V171H190L191 173H188L187 175L185 174V176L184 177H187L186 179H189V177L191 176V174H192V176L194 177V176H196L197 175V172H196V170L199 168V166H198V168H197V165H196V162H195V160H196V158H195V160H193L194 158H193V155H194V151L196 150L195 149V147H197L198 149H199V147L197 146L199 143H201V145H202V143H204V144H207V143H205V142H207L208 140H210L211 142H212V138L214 139V137H213V135H211L212 133H216V132H220V130H224V129H220V128H222L221 126H220V128H219V124L220 123H218V122H220L219 120H218V122H217V120L216 119H219V113H221L222 115L221 116H223V113H222V110L224 111V108H225V106H224V104L226 103H223V101H222V103H223V106L221 107V105L219 104V102H218V104H217V101H218V99L220 98H222V95L220 94L221 93V91H222V93H224V90L223 89H226V87H227V85H225V84H227L231 79V82L233 81V79H234V77H237L236 75H237V73L239 72V71H242V70H240L241 68H246L247 69V67H246V63L249 61H247L246 59H248L249 57L247 56V55H250V54H248L249 52H251V50L249 49V48H251V49H255V48H257V49H255V51L254 50H252V52H256V51H260L261 50V48H264V5H261V4H254L255 2H257V3H259V1H261V0H256V1H253ZM17 2H19V0L17 1ZM27 2H28V0H27ZM46 2V3H45ZM47 2H49V1H45V0H34L33 2H32V4L30 3H28L29 5V7H27L26 5V9L24 8L23 10H21L22 9V7H21V9H19L20 11L19 12H23L22 14L25 16L26 14L28 15H30V14H32V16L34 15V16H36L37 14H39V13H42V14H45V13H47L48 12V10H50L49 9V7L51 8V6H49V4H52L51 3V1H50V3H47ZM64 2V1H63ZM68 2H69V0H68ZM262 2V1H261ZM260 2V3H261ZM26 3V1H24V4ZM57 3L59 4V2L57 1ZM56 3V4H57ZM61 3V2H60ZM15 4H19L20 5V2L19 3H16L15 2ZM15 4H13V5H15ZM21 4H22V0H21ZM67 5H68V3H66ZM262 4H264V2H262ZM4 5V4H3ZM6 5V4H5ZM60 6V5H59ZM9 7H11V6H9ZM13 7V6H12ZM15 7H17V6H15ZM14 8V7H13ZM20 8V7H19ZM28 8V9H27ZM53 8V7H52ZM51 8V9H52ZM47 10V11H46ZM79 14L78 16H76L75 18H73V13L75 12V11ZM58 11V10H57ZM54 12V11H53ZM59 12V11H58ZM20 13V14H21ZM49 13H50V11H49ZM56 13V12H55ZM54 13H52V15H53ZM23 15H22V17H23ZM51 15V16H52ZM71 15H72V17H71ZM38 16L39 15H37V18H38ZM43 16V15H42ZM58 16V15H57ZM20 17H21V15H20ZM40 17H41V14H40ZM24 18V17H23ZM25 18H26V16H25ZM36 17H35V19H37ZM49 18V17H48ZM4 24V23H3ZM3 27H4V25H3ZM8 28H9V26H8ZM15 29V28H14ZM14 29H13V31H12V33L14 32ZM17 29H19V28H17ZM11 31V30H10ZM20 31V30H19ZM31 31V30H30ZM34 31V30H33ZM64 33H63V32ZM22 32V31H21ZM55 32L53 33V34H55ZM61 32V33H60ZM32 33V32H31ZM35 33V32H34ZM36 33H37V31H36ZM14 34V33H13ZM18 32H17V36H18ZM29 34V32L27 33V35ZM33 34V33H32ZM31 34V35H32ZM21 35V34H20ZM26 35V36H27ZM28 35V37H26V38H28L29 39V36H30V40H32L31 38H32V36L34 35ZM55 35V36H56ZM17 36H15V39H16V41L17 42H19L20 41V39L18 40V38L20 37H17ZM38 36V34H36V37ZM21 38H24V37H21ZM57 38V41H58V37H56ZM61 38V39H62ZM69 39H67V40H69ZM21 40H23L24 41V39H21ZM60 40V39H59ZM65 40H66V38H65ZM23 41H20L21 43L23 42ZM27 40H25L24 42H26ZM29 41V40H28ZM73 42V41H72ZM28 45V44H27ZM26 45V46H27ZM254 45V48L252 47ZM257 46V47H256ZM69 47V46H68ZM259 47V48H258ZM25 48H27L26 50V52H29L28 50L30 49V47L28 48V47H25ZM259 49V50H258ZM75 50H76V53H74L75 52ZM249 50V51H248ZM71 52V51H70ZM248 52V53H247ZM68 53V52H67ZM247 53V54H246ZM25 54V53H24ZM23 54V55H24ZM28 54V53H27ZM78 55V57H77V55ZM16 54H15V52H14V56H15ZM91 55H92V57H91ZM94 55L96 56V58H99V62L97 63H95V64H93L94 63V59L95 60H97L95 57H94ZM3 56V55H2ZM2 56H0V57H2ZM4 56H5V54H4ZM13 56V57H14ZM98 56V57H97ZM245 56V57H244ZM25 57H26V55H25ZM60 57V56H59ZM91 57V58H90ZM244 57V61L246 60V62L244 63V62H241L242 61V59L241 58H243ZM3 59H5L4 57H2ZM2 58H1V60H2ZM9 58H11V57H9ZM9 58H6V60H8ZM16 57H14V59H15ZM18 58V57H17ZM90 58V59H89ZM12 60H14L13 58H11ZM24 59V58H23ZM23 59H22V61H23ZM70 59V61H68ZM78 59V60H77ZM88 59V60H87ZM0 60V62H2ZM16 60V59H15ZM27 60V59H26ZM25 60V61H26ZM241 60V61H240ZM10 61V60H9ZM24 61V62H25ZM59 61V60H58ZM68 61V62H67ZM89 61V62H88ZM106 62V61H108V62H110V64L112 63V66L108 63V65H110V68H109V66L107 65H102L103 66V69L101 70V72H99L100 70H98V69H100V67H102V66H99V65H101L100 64V62ZM19 62V61H18ZM62 62V63H63ZM244 63L245 65H243V66H245V67H242L240 64V66H238V67H240V69H238V67H237V65H238V63ZM6 63V62H5ZM11 63H14V62H11ZM249 63H250V61H249ZM247 64V66L248 67H250V64ZM1 64V66H3L4 65V63H0ZM7 64V63H6ZM17 64V63H16ZM21 64V63H20ZM19 64V65H20ZM23 64V63H22ZM22 64L19 66L18 64L16 65V66H18L19 67V69H20V67L22 66ZM84 64V65H83ZM90 66H89V65ZM92 64V65H91ZM99 64V65H98ZM14 65V64H13ZM87 65V66H86ZM97 65V66H96ZM61 66V65H60ZM86 66V67H85ZM107 67V68H105V67ZM14 67V66H13ZM13 67H12V70H13ZM63 67V66H62ZM61 67V68H62ZM236 67H237V69H236ZM3 68H5L6 69V67H5V65H4V67ZM17 68V67H16ZM15 68V69H16ZM63 68H66V67H63ZM59 69V68H58ZM94 69V68H93ZM108 71H107V70ZM110 69V70H109ZM236 69V70H235ZM246 69H244V70H246ZM67 70V71H68ZM105 70H106V72H105ZM237 70H239L238 72H237ZM243 70V72L245 73V71ZM21 71V70H20ZM62 71V70H61ZM73 71V72H72ZM86 71H88V69L86 70ZM94 71L95 70H93V73H94ZM96 71V72H97ZM235 71V72H234ZM64 72H66L65 71V69H64ZM78 72V71H77ZM105 72V73H104ZM109 72V73H108ZM247 72V71H246ZM10 73V72H9ZM18 73V72H17ZM21 73V72H20ZM92 73V74H93ZM109 75H107V74ZM248 73V72H247ZM255 73V72H254ZM69 74V73H68ZM67 74V75H68ZM77 74V73H76ZM83 74V76H84V73H82ZM95 74V73H94ZM256 74V73H255ZM22 75V74H21ZM61 76L63 75V74H60ZM78 75V74H77ZM87 75H88V73H87ZM86 75V76H87ZM250 75H251V73H250ZM249 75V73L247 74V76H246V79H247V77L248 76H250ZM8 76V75H7ZM10 76H12V75H9V79H10ZM64 76V75H63ZM80 76H81V74L79 73V76H78V78H80ZM86 76H85V78H86ZM95 76V75H94ZM98 76V75H97ZM231 76H232V78H231ZM234 76V77H233ZM245 76V75H244ZM65 77H66V75H65ZM69 75L66 77L68 80H70L69 78ZM75 77V74H74V76H72V78H74ZM229 77H230V80H229ZM8 78V77H7ZM61 78V82L63 81V80H65V78L64 79H62V77H60ZM77 78V76L74 78V79H76ZM82 78V77H81ZM80 78V80H82ZM92 78H93V76H92ZM91 78V79H92ZM109 80H108V79ZM66 79V80H67ZM248 79H249V77H248ZM60 80V79H59ZM79 80V79H78ZM107 80H108V82H107ZM229 80V81H228ZM6 81V80H5ZM7 81H9V80H7ZM82 81H85V80H82ZM89 81H91V80H89ZM93 81V80H92ZM91 81V84H89V86L90 85H96L95 87H98L97 86V84H98V82H96V83H94V82H92ZM97 81V80H96ZM110 81H112V82H110ZM247 81V80H246ZM249 82H251L250 80H248ZM247 81V82H248ZM254 81V84L252 85V86H256V84H258V82H255V80H253ZM257 81V80H256ZM60 82V83H61ZM66 82V81H65ZM77 82V80H75L74 81V83H76ZM81 82V81H80ZM79 82V83H80ZM228 83V87H230L229 89H231V86L229 85V84H231L232 85V83ZM260 82H264V81H262V79H260ZM9 83V82H8ZM8 83H7V86H8ZM67 83H70V85H71V80L70 81H68V82H66V86L68 85ZM74 83H72V85L74 84ZM82 83V82H81ZM81 83H80V85H81ZM84 83V82H83ZM93 83V84H92ZM256 83V84H255ZM85 84V83H84ZM101 84V83H100ZM250 86H249V85ZM251 84H252V82H251ZM251 84L250 83H246V87H245V91L246 90H248L247 89V85H248V87H250V89H251ZM260 84V83H259ZM76 86L78 85V82L75 84ZM80 85H78V87H77V89H79V86ZM94 85L93 86H91L92 88L94 87ZM206 85V86H205ZM262 85V84H261ZM7 86H5L6 87V89H7ZM62 86V85H61ZM109 86V85H108ZM223 86H226L225 88L223 87ZM254 86V87H255ZM260 86V85H259ZM262 86H264V85H262ZM3 87V86H2ZM69 87V86H68ZM83 87H84V85H83ZM83 87H81V88H83ZM90 87V88H91ZM208 87V88H207ZM223 87V88H222ZM228 87H227V89H228ZM253 87V88H254ZM10 88H12V86L10 87ZM23 89H24V87H22ZM21 88V89H22ZM67 88V87H66ZM70 88V87H69ZM68 88V89H69ZM91 88V89H92ZM115 88V87H114ZM197 88H204V89H211L210 91L209 90H202V94L200 95L201 97L199 98V99H197L196 98V96H191V95H189V97H191L192 99H189L188 101H182V100H180V99H184V98H182V97H180V95L181 94H183L184 92H185V90H188V91H193V89H197ZM217 88V90L219 91H217V90H215L217 93H218V95H217V93L214 91V90H212V89H216ZM220 88V89H219ZM259 88V87H258ZM257 88V89H258ZM262 88V87H261ZM260 88V89H261ZM1 89V88H0ZM13 89V88H12ZM12 89H7V90H3V88L0 90V98H13V96L15 95V90H12ZM105 89V88H104ZM226 89V90H227ZM255 89V88H254ZM257 89H255L256 90V94L254 93L253 94V91H251L252 92V94H253V97H252V99L254 98V96H258L256 99H257V101H258V103H260V105L258 104V106L259 107H261V112L262 113H264V90H262L261 89V91H258ZM46 90V89H45ZM44 90V91H45ZM66 91H68V93H69V91H71V90H67V89H65ZM76 90V89H75ZM107 90V89H106ZM109 90V89H108ZM107 90V91H108ZM226 90H225V92H226ZM233 90V89H232ZM17 91V90H16ZM20 91V93H21V90H19ZM39 91H40V89H39ZM41 91H42V89H41ZM62 91V90H61ZM66 91H65V93H66ZM195 91V90H194ZM194 91L192 92V93H194ZM213 91V93H211ZM18 92V91H17ZM23 92H24V90H23ZM49 92V91H48ZM50 92H52V90L50 91ZM49 92V93H50ZM53 92L56 94V90H53ZM58 92L60 93V90H58ZM72 92H73V87H72ZM75 92V91H74ZM73 92V93H74ZM76 92H78V90L76 91ZM100 92V91H99ZM196 92V91H195ZM208 92V93H207ZM37 93V92H36ZM42 93H44L43 91L41 92V94ZM47 93V92H46ZM45 93V94H46ZM49 93H47V94H49ZM58 93V94H59ZM64 93V94H65ZM67 93V94H68ZM85 93V92H84ZM186 93V92H185ZM215 93V94H214ZM250 92L248 91V92H246V94L244 95L245 97H246V95L247 94H249ZM257 93H259V94H257ZM22 94V93H21ZM24 94V93H23ZM46 94V97L48 96ZM51 94H53V93H50V95ZM77 94L78 93H74V97L75 96H77ZM105 94V93H104ZM199 94V93H198ZM212 94H214L213 96H212ZM251 94V95H252ZM44 95V94H43ZM61 95V94H60ZM63 95V94H62ZM62 95H61V97H62ZM79 95V94H78ZM80 95H81V93H80ZM100 95V96H99ZM193 95V94H192ZM217 95V97H219V98H217V97H214V96H216ZM224 95H227V94H224ZM236 95V96H235ZM234 96H235V98L236 97H239V96H237L238 94H235ZM24 96H26V95H24ZM40 95H38V96H36V98L34 99V100H31L30 102H31V104H32V106H34V107H32L31 105H29V107L31 106L32 107V109H34V108H38L39 110H40V108H43V107H41L43 104H45V103H43V102H45V101H47V103L48 104H50L49 102H48V98L46 99V98H40L39 97ZM42 96V95H41ZM54 96H56V95H54ZM65 96H67L66 94H65ZM86 96V95H85ZM102 96V97H101ZM182 96V95H181ZM185 96V95H184ZM242 96V95H241ZM240 96V97H241ZM248 97H249V95H247ZM39 97V98H38ZM45 97V96H44ZM64 97V96H63ZM72 97V96H71ZM88 97V96H87ZM188 97V96H187ZM212 97L215 99V98H217L215 101L216 102H214V99H212ZM228 97V96H227ZM38 98V99H37ZM49 98H51V96L49 97ZM55 98L56 97H53V99L55 100ZM58 98H60L59 96H58ZM65 98V97H64ZM68 98H69V95H68V97H66L65 99L66 100H68ZM73 98V97H72ZM77 98V97H76ZM86 98V97H85ZM179 98V99H178ZM224 98V97H223ZM25 99V98H24ZM75 99V98H74ZM92 99V100H91ZM106 99V100H105ZM175 99V100H174ZM227 99V98H226ZM247 99H249V104H251V106H253V105H255V102H257V101H255V102H253V104H252V102L251 101H254V100H251V96L249 97V98H247ZM255 99V98H254ZM258 99H260V100H258ZM53 100V101H54ZM57 100H59V101H57V102H59V103H61L62 104V101L60 102V100H62V99H57ZM76 100V99H75ZM85 100H87V99H85ZM85 100H84V102H85ZM225 100V99H224ZM243 100V99H242ZM241 100V101H242ZM251 100V101H250ZM50 101H52V100H50ZM56 101V100H55ZM68 101H70V99L68 100ZM72 101V100H71ZM77 101V103L79 102L78 100H76ZM75 101V102H76ZM229 101H231L230 99H229ZM244 103H245V98H244ZM56 102V103H57ZM79 102V103H80ZM228 102V101H227ZM235 102V101H234ZM36 103V104H35ZM38 103V104H37ZM53 104H54V102H52ZM51 103V104H52ZM56 103H55V105H56ZM66 105H67V103H66V101L64 102ZM74 103V102H73ZM236 103V102H235ZM248 103V102H247ZM10 106L12 105H15V102L14 101H11V102H9L8 103ZM34 104V105H33ZM48 104H45V105H43L44 107H46V109L47 108H49V110H48V114H50V112L49 111H51V109H52V107H53V104L50 106H48L47 107V105ZM227 104V103H226ZM8 105V106H9ZM17 105V104H16ZM37 105V106H36ZM60 105V104H59ZM69 105H70V103H69ZM158 105L159 106H161L162 108L160 109L159 107H158ZM231 105H232V103H231ZM235 105V104H234ZM237 105V104H236ZM6 106V105H5ZM8 106H6V107H8ZM57 106V105H56ZM63 106H65V105H63ZM227 106H229V104L227 105ZM233 106V105H232ZM15 106H13V108H14ZM30 107V108H31ZM59 107V106H58ZM222 108V110H221V108ZM224 107V108H223ZM257 106H255V108H256ZM34 109V110H38V109ZM54 108V107H53ZM80 108V109H79ZM236 108V107H235ZM234 108V109H235ZM254 108V106L252 107V109ZM254 108V109H255ZM258 108V107H257ZM257 108L255 109V111H257V112H259L258 110H257ZM2 109H4V108H2ZM6 109V108H5ZM18 109V108H17ZM45 109V110H46ZM61 109H62V107H61ZM61 109H59V110H61ZM230 109V108H229ZM14 110V109H13ZM58 110V111H59ZM63 110H65V108L64 109H62L61 111H63ZM221 112H220V111ZM236 110V109H235ZM35 111V112H36ZM42 111V110H41ZM47 111V110H46ZM52 111H54V109L52 110ZM66 111V110H65ZM86 111H88V112H86ZM216 111H218V112H216ZM249 111H250V109H249ZM253 111V113H254V110H252ZM2 112H4V111H2ZM7 112V111H6ZM11 112H12V110H11ZM19 113H20V110L18 111ZM34 112V111H33ZM43 112V111H42ZM225 112H227L226 110H225ZM245 112H246V110H245ZM257 112L255 113V114H257ZM13 113V112H12ZM15 113V112H14ZM46 112H44L43 114H47ZM86 113V114H85ZM87 113H89V116H88V114ZM228 113V112H227ZM234 113V112H233ZM232 113V114H233ZM260 113V112H259ZM258 113V114H259ZM4 115V113H1L0 112V119L2 118V116ZM21 114V113H20ZM41 114V113H40ZM53 114H55V113H53ZM217 114V115H216ZM225 114V113H224ZM261 114V113H260ZM12 115V114H11ZM16 116H17V114H15ZM22 115V114H21ZM58 115V114H57ZM62 115H63V113H62ZM61 115V116H62ZM67 115V111H66V114H64V116H66ZM85 115V117L83 118V116ZM226 115V114H225ZM229 115H230V113H229ZM229 115H227V116H229ZM250 115H251V113H250ZM6 116V115H5ZM8 116V115H7ZM14 117L13 116V118H16V119H14L15 120V124H16V127H17V124L19 123V122H17L16 123V120H17V117ZM42 116H45V115H42ZM51 116V115H50ZM68 116V115H67ZM87 116H88V118H89V120H88V118H87ZM233 116H234V114H233ZM237 117H238V114L236 115ZM248 116H249V114H248ZM259 116V115H258ZM258 116H256V117H258ZM47 117H48V115H47ZM46 117V118H47ZM52 117V116H51ZM56 117V116H55ZM69 117V116H68ZM231 117V116H230ZM236 117V118H237ZM12 117H10L9 118V120L11 119ZM20 119L21 118H23L21 121L23 122L24 120H26V119H24V117H19ZM46 118H45V120H46ZM3 119H4V117H3ZM19 119V120H20ZM37 119V118H36ZM35 119V120H36ZM58 119V118H57ZM69 120H70V118H68ZM234 119V118H233ZM260 119L261 120H259L258 121V119L256 120V122L258 121V122H260L261 124L260 125H262V122H264V121H262V120H264V117H260ZM8 120V119H7ZM18 120V121H19ZM35 120H34V122H35ZM48 122H50L49 120V117H48ZM46 120V121H47ZM52 120L53 119H51V124L52 123H54V122H52ZM56 120V119H55ZM59 120H66V119H59ZM59 120H58V123H59ZM68 120V121H69ZM224 120V119H223ZM226 120V119H225ZM236 120V119H235ZM235 120H233V121H235ZM239 120V119H238ZM252 120H254V119H251V121ZM1 121H5V120H1ZM54 121V120H53ZM73 121V122H74ZM114 121V122H113ZM229 121V120H228ZM245 121V120H244ZM255 121V120H254ZM262 121V122H261ZM7 122V121H6ZM63 122V121H62ZM66 122V121H65ZM70 122V121H69ZM69 122H67V123H69ZM73 122H72V124H73ZM88 122V123H87ZM90 122V123H89ZM100 122H101V120H100ZM118 122V123H117ZM223 122H226V121H223ZM238 122V121H237ZM257 122V123H258ZM3 123V122H2ZM5 123V122H4ZM3 123V124H4ZM36 123H39V122H36ZM71 123V122H70ZM77 123V122H76ZM87 123V124H86ZM96 123H99V121H97ZM108 123V122H107ZM117 123V124H116ZM229 123H230V121H229ZM6 124V123H5ZM11 124V123H10ZM20 124H21V122H20ZM25 124V123H24ZM23 123H22V125H24ZM29 124H30V122H29ZM29 124H27V125H29ZM33 124V123H32ZM43 124V123H42ZM48 124V123H47ZM46 124V125H47ZM50 124V123H49ZM86 124V125H85ZM94 124H95V122H94ZM111 123H109V126H108V124H107V126L108 127H110V126H112V124L110 125ZM222 124V123H221ZM235 124H237V125H239L238 123H235ZM243 124V123H242ZM254 124V123H253ZM256 124V123H255ZM255 124H254V126H255ZM39 125V124H38ZM56 125H58V124H56ZM66 125H68L69 126V124H66ZM74 125H75V123H74ZM74 125H71V127L72 126H74ZM90 125V126H89ZM99 125V124H98ZM105 125V124H104ZM114 125L112 126V131H113V128H115L114 127ZM224 125V124H223ZM233 125V124H232ZM259 125V126H260ZM21 126V125H20ZM19 126V127H20ZM31 126V125H30ZM34 126V125H33ZM36 126V125H35ZM41 126V125H40ZM52 127H53V125H51ZM65 126V125H64ZM68 126H66L67 128H68ZM217 126H218V128H217ZM225 126H227V125H224V128H225ZM230 126V125H229ZM244 126V125H243ZM258 126V125H257ZM262 126H264V125H262ZM13 127V126H12ZM18 127V128H19ZM23 128L25 127L26 128V126L24 125V126H22ZM32 127V126H31ZM36 127H38V126H36ZM70 127V126H69ZM96 127V126H95ZM102 127H103V125H102ZM10 128V127H9ZM8 128V129H9ZM27 128H28V126H27ZM49 128V127H48ZM51 128V127H50ZM59 128V127H58ZM91 128V127H90ZM101 128V127H100ZM111 128V127H110ZM109 128V129H110ZM125 128V129H124ZM232 128V130H234L233 128V126L231 127ZM230 128V129H231ZM258 128V127H257ZM256 127H255V129H257ZM261 128H262V130H261ZM261 128H258V129H260L261 130V132L259 131L257 134H261L262 132H264V127H261ZM17 129V128H16ZM32 129V128H31ZM34 129V128H33ZM32 129V130H33ZM45 129V128H44ZM47 129V128H46ZM45 129V130H46ZM56 129V128H55ZM62 129V128H61ZM102 129H105V126H104V128H102ZM228 129V128H227ZM237 130H239L238 128H236ZM257 129V130H258ZM12 130V129H11ZM22 131L24 130V129H21ZM39 130V129H38ZM50 130V129H49ZM66 130H68V129H66ZM69 130H71V129H69ZM109 131L108 133H110V132H112V131ZM126 130V131H125ZM231 130V131H232ZM245 130V129H244ZM244 130H239L237 133H240V136H241V138H240V136H239V138H240V140H241V142L243 143V144H245V145H241V146H243L244 148L246 147V148H248L249 150H250V153H249V151H247L249 154L247 155V153H246V156H243L242 157V159H244V157L246 158V159H248L249 160V162H248V165H249V163L251 162L252 164H254V167L252 166V168H255V165L257 166V168L256 169H258V165L261 167L262 166V168H264V153H262V152H258L255 148H253V146H252V144H251V141H252V139L250 138V137H247V135H248V131H245L246 133H247V135H246V133L244 132ZM6 131V130H5ZM8 131V130H7ZM17 132H18V130H16ZM28 131H30V130H28ZM41 131V130H40ZM54 131V130H53ZM61 131V130H60ZM63 131H65V130H62L61 131V133H63ZM106 131V132H105ZM227 131V130H226ZM229 131V130H228ZM12 132V131H11ZM24 132H25V130H24ZM23 132V133H24ZM33 132H35V131H33ZM46 131H44L43 133H45ZM73 133L72 135L74 136V134H76V133ZM233 132V131H232ZM8 133V132H7ZM10 133V132H9ZM31 133V132H30ZM43 133H41V136H43L42 134ZM50 133V132H49ZM53 133V132H52ZM57 133H58V131H57ZM67 133V132H66ZM70 133H72V131L70 132ZM85 133H87V134H85ZM99 133V132H98ZM97 133V134H98ZM104 133H106V134H104ZM112 133H114V132H112ZM121 133V134H120ZM230 132H228V134H229ZM12 133H10V137L12 138L13 136L11 135ZM18 134V133H17ZM32 134V133H31ZM36 134V133H35ZM35 134H33V135H35ZM69 133H67L66 134V136L68 135ZM102 136H103V134H104V136H105V138L108 136V134H107V130H103L102 131ZM129 134H128V140H129ZM136 134V135H135ZM138 134V135H137ZM139 134H141L142 136H139ZM223 134V133H222ZM22 135V134H21ZM20 135V136H21ZM47 135V134H46ZM51 135V134H50ZM59 135V134H58ZM61 135V134H60ZM65 135V134H64ZM107 135V136H106ZM110 135H111V133H110ZM109 135V136H110ZM124 135V134H123ZM211 135V136H210ZM233 135H235V133H233ZM1 136H3L4 137V134L2 133L1 134ZM16 136V135H15ZM19 136V135H18ZM19 136V138L21 139V137ZM29 136V135H28ZM48 136H49V134H48ZM66 136H64V137H66ZM69 136V135H68ZM103 136V137H104ZM115 136V134L113 135V137ZM136 136V137H135ZM208 136V137H207ZM217 136V135H216ZM215 136V137H216ZM258 136H260V135H258ZM7 137V136H6ZM9 134H8V141L10 140L9 138ZM17 137V136H16ZM15 137V138H16ZM34 137H36V136H34ZM33 137V138H34ZM38 137V136H37ZM99 137H101L100 136V134H99V136H97V138H98V140L100 139ZM103 137H101V138H103ZM112 137V136H111ZM111 137H108L109 138V140H110V138ZM123 137V136H122ZM137 137H139V138H137ZM230 137H232V135L230 136ZM229 137V138H230ZM235 137H237L236 135H235ZM14 138V139H15ZM28 138V137H27ZM27 138H25V139H27ZM31 138H32V136H31ZM41 138H43V137H41ZM54 138H56L55 136H54ZM69 138V137H68ZM67 138V139H68ZM116 138L117 137H115L114 138V140L115 141H117L116 140ZM118 138H120V137H118ZM124 138V137H123ZM166 138V139H165ZM224 138V137H223ZM238 138V139H239ZM251 139V141H249V139ZM262 138H264V133H262V135H261V138L260 139H262ZM2 139V138H1ZM37 139V138H36ZM46 139H47V137H46ZM59 139V138H58ZM104 139V138H103ZM161 139V140H162ZM218 139V138H217ZM221 139V138H220ZM231 139V138H230ZM234 139L235 138H232V140L234 141ZM260 139H258V140H260ZM4 140V138L2 139V141ZM6 140V139H5ZM4 140V141H5ZM17 140V139H16ZM19 140V139H18ZM22 140V139H21ZM20 140V141H21ZM31 140V139H30ZM49 141H50V139H48ZM55 140V139H54ZM63 140H65V138H63ZM73 140V139H72ZM90 140V141H89ZM113 140V139H112ZM132 140H130V141H132ZM144 140V141H145ZM160 140V141H161ZM188 140H190V141H188ZM222 140V139H221ZM223 140H225V139H223ZM232 140H227V142L228 141H230V143H231V141ZM262 140H264V139H262ZM261 140V141H262ZM7 141V142H8ZM13 141V140H12ZM12 141H11V143H12ZM34 141H35V139H34ZM43 140L41 139V141L40 142H42ZM47 141V140H46ZM49 141H47L48 143H46L45 144V146H47L48 144H49ZM59 141V140H58ZM71 141V140H70ZM69 141V142H70ZM115 141H113V142H115ZM134 141V140H133ZM140 141V140H139ZM153 141V140H152ZM173 141L174 142H176L175 144L173 143ZM190 144V145H187L186 143L187 142ZM191 141H192V143H191ZM232 141V142H233ZM236 141V140H235ZM26 142V141H25ZM33 142V141H32ZM37 142V141H36ZM39 142V141H38ZM51 142V141H50ZM64 142V141H63ZM62 141L60 142L61 143V145H62V143H63ZM88 142H90V143H88ZM98 142H100V141H98ZM97 142V143H98ZM103 142V141H102ZM122 142H124V141H122ZM146 142V147H147V149H148V144H149V142L147 143ZM165 142H162V144L163 143H165ZM171 144H173V145H171ZM199 142V143H198ZM220 142V141H219ZM239 142V141H238ZM237 142V143H238ZM262 142H264V141H262ZM21 143H22V141H21ZM35 143V142H34ZM43 143V142H42ZM45 143V142H44ZM59 143V142H58ZM67 143V142H66ZM66 143H64V145L66 144ZM76 143H75V145H76ZM80 143V144H79ZM94 143V142H93ZM101 143V142H100ZM124 143H126V142H124ZM128 143H129V141H127V146H132L133 144L131 143V144H129L128 145ZM140 142H138V145L140 146L141 145V148H142V146H144V145H142V143H140ZM145 143V142H144ZM143 143V144H144ZM151 143V142H150ZM221 143V142H220ZM235 143V142H234ZM233 143V144H234ZM240 143V142H239ZM2 144H5V143H0V145L2 146ZM9 144H10V142H9ZM8 144V145H9ZM16 144V143H15ZM14 144V145H15ZM19 144H20V142H19ZM23 144V143H22ZM29 144V143H28ZM40 144V143H39ZM51 144V143H50ZM55 144V143H54ZM69 144V143H68ZM70 144H72V143H70ZM69 144V145H70ZM89 144V145H88ZM99 144V143H98ZM103 144H104V142H103ZM115 144V143H114ZM121 144V143H120ZM137 143L136 142H134V146L136 145ZM155 144V143H154ZM161 144V143H160ZM204 144H203V146H204ZM211 145H212V143H210ZM224 144H225V142H224ZM32 145V144H31ZM60 145V144H59ZM58 145V146H59ZM64 145H63V147H64ZM73 145V144H72ZM81 145V146H80ZM94 145H95V143H94ZM117 145V144H116ZM122 145V144H121ZM126 144H124V146H125ZM152 145L153 144H150V147H152ZM208 145H209V141H208ZM230 145H232V144H230ZM234 145H236V143L234 144ZM233 145V147H237V146H234ZM256 145V144H255ZM262 145H264V144H262ZM5 146V145H4ZM11 146V145H10ZM17 146H18V144H17ZM22 146V145H21ZM25 146V145H24ZM23 146V147H24ZM26 146H27V144H26ZM42 146H43V144H42ZM48 146H50V145H48ZM54 146V145H53ZM68 146V145H67ZM67 146H66V149H67ZM109 146V145H108ZM112 146V145H111ZM115 146V145H114ZM114 146H113V149H114ZM129 146V147H130ZM166 146V145H165ZM171 146H173V147H171ZM192 146V147H191ZM200 146V145H199ZM202 146V147H203ZM227 146H229V145H227ZM239 146V145H238ZM13 147V146H12ZM12 147L9 149V147H8V150L7 151H12L13 152V150H11L12 149ZM19 147V146H18ZM29 147H30V145H29ZM44 147V146H43ZM60 147L61 146H59V149H60ZM62 147V150L63 149H65V148H63ZM92 147V146H91ZM91 147H90V149H91ZM97 147V146H96ZM102 147V146H101ZM133 147V146H132ZM169 147H171V148H169ZM177 147V148H176ZM190 147V148H189ZM205 147V146H204ZM203 147V149L205 150V148ZM208 147H211L210 145L208 146ZM242 147V148H243ZM5 148V147H4ZM14 148V147H13ZM20 148V147H19ZM28 148V147H27ZM30 148H32V147H30ZM38 148H40V152L43 150H41V147H37V149ZM49 147H46L45 148V150L47 151V149H48ZM54 148V147H53ZM89 148V147H88ZM104 148V147H103ZM109 148L110 147H108V150H109ZM120 148V147H119ZM123 148V147H122ZM126 148V147H125ZM138 148V151H140V147H137ZM144 148V149H143ZM142 148V150L141 151H143V150H145V147H143ZM163 148V147H162ZM201 148V147H200ZM223 148V147H222ZM229 148V147H228ZM241 148V149H242ZM3 148L1 147V149H0V151L2 150ZM7 148H5V150H6ZM18 149V148H17ZM33 149H35V148H33ZM52 149V148H51ZM66 149L64 150V151H66ZM74 149V148H73ZM89 149V150H90ZM106 150H107V148H105ZM111 149V148H110ZM112 149V150H113ZM127 149V148H126ZM131 149V148H130ZM156 149V148H155ZM195 149V150H194ZM197 149V150H198ZM232 149V146H231V148H230V150ZM239 148H237L236 150H238ZM240 149V150H241ZM56 150V149H55ZM62 150H61V152H62ZM94 150V149H93ZM93 150H92V152H93ZM106 150H105V152H106ZM108 150H107V152H108ZM111 150V151H112ZM121 150V149H120ZM123 150V149H122ZM132 150H133V148H132ZM131 150V151H132ZM157 150H159V149H156L155 151H156V153H160L161 154V152H157ZM169 150V151H170ZM172 150V151H173ZM208 150V149H207ZM223 150H224V148H223ZM225 150H226V148H225ZM229 150V149H228ZM235 150V151H236ZM240 150H238V152L240 151ZM6 151V152H7ZM9 151V153L10 154H14V153H12V152H10ZM71 151V150H70ZM86 151V149H84V151H83V153ZM95 151H97V150H95ZM98 151H99V149H98ZM102 151V150H101ZM119 150H117L116 151V153L118 152ZM129 151V150H128ZM134 151V153H135V156L134 157H136V155H137V153H136V151L135 150H133ZM146 151V150H145ZM152 151V150H151ZM165 151V150H164ZM175 151V150H174ZM209 151V150H208ZM3 152H5V151H3ZM3 152H1V155L2 156H4V154H3ZM32 152V151H31ZM39 152V151H38ZM50 152V151H49ZM57 152H60V150H58ZM60 152V153H61ZM88 152V151H87ZM91 151H89L88 153H90ZM106 152V153H107ZM121 152V151H120ZM119 152V153H120ZM150 152V151H149ZM148 152V153H149ZM198 151H196V153H197ZM227 152H229V151H227ZM234 151L232 150V153H233ZM241 152H243L244 153V149H242V151ZM240 152V153H241ZM8 153V152H7ZM35 153V152H34ZM45 153V152H44ZM47 153V152H46ZM45 153V154H46ZM66 153H68V151H66ZM83 153H79V154H77V152L75 153L76 155H75V160L73 161L74 162V164L76 163L75 161H78L79 160V162H80V160L81 159H79V158H81L80 156H82V154ZM87 153V154H88ZM111 153V152H110ZM113 151H112V156L110 157V158H112L114 155H113ZM125 152L123 151V154H124ZM155 153V155H157ZM195 153V154H196ZM204 153V152H203ZM208 153V152H207ZM242 153V154H243ZM52 154V153H51ZM58 154V153H57ZM62 154H63V152H62ZM65 154V153H64ZM92 154V153H91ZM99 154L100 153H98V155L96 154V156H98V159H99V157H100V159H101V155L99 156ZM102 154V153H101ZM142 154V153H141ZM140 153L137 155V157L140 155V158L143 156V159H142V161L141 162H145V163H147V162H149V161H154L155 159H157L156 157L155 158H152L151 157V159H154V160H151L149 157L150 156H148V154H147V151H146V153H143L142 155H141ZM146 154V155H145ZM165 154V153H164ZM241 154V155H242ZM27 155H29V154H27ZM34 155V154H33ZM50 155V154H49ZM54 155H56V154H54ZM126 155V154H125ZM145 155V156H144ZM149 155H150V153H149ZM165 155H167V154H165ZM197 155H198V153H197ZM206 155V154H205ZM215 155V154H214ZM226 155L228 156V154L226 153ZM231 155V154H230ZM241 155H239L240 157H241ZM243 155H245V153L243 154ZM2 156H0L1 158H2ZM39 156H41L40 154H39ZM44 156V155H43ZM43 156H41V158L43 157ZM67 156H68V154H67ZM72 156V155H71ZM88 156V158L90 159L91 158V155H87ZM87 156H86V158H85V160L87 159V161H89L88 160V158H87ZM104 156H107V155H105L104 154ZM109 156V155H108ZM107 156V157H108ZM122 156V155H121ZM120 156V157H121ZM127 156V155H126ZM160 156V155H159ZM168 156V155H167ZM190 156V157H189ZM226 156V157H227ZM35 157H36V155H35ZM50 157V156H49ZM54 157V156H53ZM53 157H51V158H53ZM59 157V158H58ZM58 157H56V158H58L59 160H60V155L58 156ZM64 157V156H63ZM70 157V156H69ZM94 157V156H93ZM117 157H119V155L117 156ZM119 157V158H120ZM122 157H124V155L122 156ZM122 157H121V160H122ZM129 157V156H128ZM132 157V156H131ZM131 157H129V158H131ZM190 159H189V158ZM197 157V156H196ZM230 157V156H229ZM240 157H238V158H240ZM5 158V157H4ZM3 158V159H4ZM38 158V157H37ZM40 158V157H39ZM51 158H50V160H51ZM67 158V157H66ZM103 158V157H102ZM106 158V157H105ZM115 158V157H114ZM125 158V157H124ZM124 158H123V160H124ZM170 158V157H169ZM212 158H215V157H213L212 156ZM232 158H237V157H231V159H228L229 160V162L227 163L228 164V166H229V164L230 163H232V166L234 165L233 163V161L232 162H230L231 160H233ZM29 159H30V157H29ZM31 159H33V157H31ZM46 159H48V157L46 158ZM57 159V160H58ZM72 159V158H71ZM84 159V158H83ZM96 159V161H97V157L95 158ZM144 159H149L148 161L147 160H144ZM159 159V158H158ZM160 159H162V155H161V158ZM159 159V160H160ZM173 159V157L172 158H170V162H173L174 164H176L175 163V160L176 159H173V161H171ZM187 159H189V161L191 162V163H187ZM207 159V158H206ZM208 159H210V157H208ZM35 160H36V158H35ZM39 160H41V159H39ZM43 160V159H42ZM41 160V161H42ZM85 160H84V162H83V164H85V163H87V161L85 162ZM102 160V159H101ZM110 160H113V158L112 159H109V161ZM120 160V159H119ZM119 160H116V158H115V160H114V162H116V161H118L119 162ZM120 160V161H121ZM125 160H127V159H125ZM144 160V161H143ZM159 160H157V163L159 162ZM167 160V159H166ZM165 160V161H166ZM178 160V166L180 165V161ZM192 160V161H191ZM197 160H198V157H197ZM196 160V161H197ZM240 161H241V159H239ZM245 160V159H244ZM243 160V162H245ZM33 161H34V159H33ZM37 161V160H36ZM44 161H45V158H44ZM52 161V160H51ZM50 161V162H51ZM81 161H83V160H81ZM94 161V160H93ZM104 161H108V159L107 160H104ZM108 161V163H110ZM129 161V160H128ZM147 161V162H146ZM177 161V160H176ZM199 161V160H198ZM198 161H197V164H198ZM236 161H237V159H236ZM39 162V161H38ZM48 162V161H47ZM57 162H59V161H57ZM56 162V164H58ZM99 162L100 161H97V163L99 164ZM112 162V161H111ZM117 162V163H118ZM125 162V165H126V163H129V162H127V161H124ZM131 162V161H130ZM167 162V161H166ZM207 163H209L208 161H206ZM238 162V161H237ZM236 162V163H237ZM242 162V163H243ZM4 163H6V162H4ZM106 163V162H105ZM123 163V162H122ZM150 163V162H149ZM154 163V162H153ZM156 163V161H155V165H158ZM161 163H162V161H161ZM160 163V164H161ZM167 163H169V162H167ZM166 163V164H167ZM206 163V164H207ZM250 163V164H251ZM40 164V163H39ZM48 164H51V163H48ZM53 164V163H52ZM54 164H55V162H54ZM55 164V165H56ZM81 164V163H80ZM94 164H95V161H94ZM111 164V163H110ZM108 165V166H111V165ZM119 164V163H118ZM148 164V163H147ZM164 164H165V162H164ZM165 164V165H166ZM187 164H188V167H187ZM190 164L191 165H195L194 167L196 168V170H195V172H196V174L194 175V171H193V169L191 170V168L193 167H191L190 166ZM47 165V164H46ZM96 165V164H95ZM107 165V164H106ZM113 165V164H112ZM149 165V164H148ZM165 165H163V167L165 166ZM169 164H167V166H168ZM181 165H182V163H181ZM199 165V164H198ZM209 165V164H208ZM215 165H216V163H215ZM218 165V164H217ZM231 165V164H230ZM243 165H244V163H243ZM42 166V165H41ZM100 166V165H99ZM118 166H120L121 167V164H119ZM123 166H124V164H123ZM213 166V165H212ZM211 166V164L209 165V166H207L208 167V169H210V167H212ZM220 166V165H219ZM219 166H218V168H219ZM222 166V165H221ZM220 166V167H221ZM0 167H1V165H0ZM43 167V166H42ZM45 168H47V166H44ZM50 167V166H49ZM48 167V168H49ZM56 167V166H55ZM126 167V166H125ZM124 167V168H125ZM152 167V166H151ZM158 167V166H157ZM162 167V166H161ZM166 167V166H165ZM173 167H174V165H173ZM247 167V166H246ZM245 167V168H246ZM259 167V169H261V172H264V171H262V168H260ZM52 168V167H51ZM54 168V167H53ZM113 168V167H112ZM111 168V169H112ZM117 168V167H116ZM122 169L123 170V173H124V170L125 169ZM167 168L168 167H166L165 169L167 170ZM181 168V167H180ZM182 168H183V166H182ZM215 168V167H214ZM215 169V170H219V169ZM104 169V168H103ZM102 169V170H103ZM127 169V168H126ZM164 169V170H165ZM172 169V168H171ZM178 169H179V167H178ZM221 169H225V168H221ZM251 168H249V170H250ZM258 169V170H259ZM105 170V169H104ZM103 170V171H104ZM116 170V169H115ZM164 170H163V172H164ZM174 170V168L172 169V171ZM176 170V169H175ZM226 170V169H225ZM224 170V172H226ZM232 171H233V167H232V169H231ZM230 170V171H231ZM4 171H5V169H4ZM171 171V172H172ZM180 171V169L179 170H177V173ZM187 171V172H188ZM210 171H214L213 169L212 170H210ZM227 171H229V170H227ZM231 171V172H232ZM235 171H237L238 172V170H235L234 169V172ZM251 171V170H250ZM254 171H255V169H254ZM1 172V171H0ZM9 172V171H8ZM8 172L6 173V174H8ZM107 172H108V170H107ZM113 172V171H112ZM163 172H159V174L158 175H162V176H160L159 178H163L164 179V176H165V174L167 175L168 173L166 172L165 174L163 173ZM185 172V171H184ZM186 172V173H187ZM208 172H209V170H208ZM224 172L222 171L221 173H223L224 174ZM257 172V171H256ZM103 173V172H102ZM119 173V175H120V173H121V171L120 172H117L116 174H118ZM163 173V174H162ZM179 173H181V171L179 172ZM182 173H183V171H182ZM215 173V172H214ZM213 173V174H214ZM218 173V172H217ZM216 173V174H217ZM236 173V172H235ZM255 172H253L252 174H254ZM105 174H107L106 172H104V176H106ZM190 174V175H189ZM199 174V173H198ZM206 174L208 175V173L206 172ZM211 173H209V175H210ZM213 174H211V177L213 176ZM229 174V173H228ZM249 174V173H248ZM262 174V173H261ZM4 175V174H3ZM3 175H1V176H3ZM129 175V174H128ZM164 175V176H163ZM169 175V174H168ZM171 175V174H170ZM176 174H174V176H175ZM222 175V174H221ZM221 175H219V176H221ZM225 175H226V173H225ZM256 175H259V174H256ZM256 175H254L255 177H256ZM124 178L123 179H125V181H126V176H125V173L122 175ZM121 176V177H122ZM178 176V175H177ZM176 176V177H177ZM182 176V175H181ZM197 176H199V175H197ZM231 176V175H230ZM233 176H234V174H233ZM236 176H237V174H236ZM5 177H7V175H5ZM103 177V176H102ZM166 177V176H165ZM183 177V176H182ZM208 176H206V178H207ZM238 177V176H237ZM249 177L251 178V179H253V176L251 177L250 176V174H249ZM8 178V177H7ZM172 177L170 176V178L168 179V177H167V179L168 180H166V178H165V180H166V182L164 181H159L158 182V184L156 183V186L154 187V190L152 191V193L154 192L155 194H160V193H162V194H164L163 192L164 191H166L167 192V190H173V189H175V188H178L179 186H180V188H181V186L183 185V183L184 182H182L183 181V179L184 178H181L182 180L180 181V178H179V180L178 179H176V178H174V179H171ZM206 178H205V181H206ZM209 178V177H208ZM213 179H214V177H212ZM212 178H211V180L210 181H213L212 180ZM216 178V177H215ZM221 179L223 178V175L220 177ZM220 178L219 179H217L216 178V180H218V181H220ZM227 178H228V176H227ZM231 178V177H230ZM233 178V177H232ZM241 178V177H240ZM258 178H259V176H258ZM110 179V178H109ZM117 179V178H116ZM129 179H130V177H129ZM155 179V178H154ZM185 179V180H186ZM210 179V178H209ZM0 180H3V179H1L0 178ZM5 180V179H4ZM108 180V179H107ZM113 180V179H112ZM122 180V179H121ZM190 180H194L192 177H190ZM196 180H198V177L196 178ZM227 180V179H226ZM231 180L232 179H230V182H231ZM238 180V179H237ZM256 180V179H255ZM117 181V180H116ZM150 181V180H149ZM205 181H204V183H205ZM209 181V182H210ZM222 181H223V179H222ZM119 182V181H118ZM144 182V181H143ZM143 182H142V185H143ZM151 182V181H150ZM154 182V181H153ZM156 182V181H155ZM201 183H196L195 182V185H193L194 187H193V192L194 191H200V190H198V189H200L201 188V185H204V187H206L205 186V184H208V183H203L202 181H200ZM217 182V181H216ZM221 182V181H220ZM220 182H218V184H221ZM224 182H225V180H224ZM1 183V182H0ZM152 183V182H151ZM187 184H188V186H189V182H186ZM186 183L183 185V188H185V185H186ZM203 183V184H202ZM213 183L214 182H212V183H209L208 184V187L207 188H214V186L216 187V186H218V184L216 185L215 183V185H213ZM223 183V182H222ZM233 183H235L236 184V178H235V181H233ZM233 183H231V184H233ZM107 184V183H106ZM114 184V183H113ZM112 184V185H113ZM126 184V183H125ZM154 184V183H153ZM153 184H151V186H153ZM190 184H191V181H190ZM197 184H201L200 186H197L196 187V185ZM223 184H225V183H223ZM230 184V183H229ZM239 184H240V182H239ZM112 185H110V186H112ZM141 185V184H140ZM227 185H228V183H227ZM237 185V184H236ZM258 185V184H257ZM51 185H49V187H50ZM61 186V185H60ZM65 186V185H64ZM63 186V187H64ZM149 186V185H148ZM210 186H213V187H210ZM220 186V185H219ZM219 186L217 187V188H219ZM222 186V185H221ZM238 186V185H237ZM258 186H260V185H258ZM73 187V186H72ZM71 187V188H72ZM142 188H143V186H141ZM190 187V186H189ZM192 187V186H191ZM197 188V190L196 189H194V188ZM199 187V188H198ZM235 187V186H234ZM261 187V186H260ZM262 187H264V185H262ZM55 188V187H54ZM57 188V187H56ZM74 188H77V189H74V191H73V194L72 195H74L75 196V198L74 197H72V195H68V198H67V200H68V203H70V205H71V207L73 208L74 207V209H75V207H76V205H79L78 203L80 202V201H83L84 199L83 198H81V194L79 195V193L81 192H83L85 189L84 188H86V186H84V187H74ZM139 188V187H138ZM149 188H150V186H149ZM182 188V189H183ZM206 188V189H207ZM238 188V187H237ZM61 189V188H60ZM181 189V190H182ZM205 189V188H204ZM203 189V190H204ZM205 189V190H206ZM215 189V188H214ZM213 189V190H214ZM240 189V190H239ZM238 190H239V192L241 191V188H239ZM50 190V189H49ZM57 190V189H56ZM56 190H53L54 192L56 191ZM62 190V189H61ZM65 190V189H64ZM68 190H70V191H72L71 189H68ZM68 190H67V192H68ZM143 190L145 191V189L143 188ZM202 190V191H203ZM209 190V189H208ZM221 190V189H220ZM224 190V189H223ZM229 190V189H228ZM227 190V191H228ZM237 190V189H236ZM256 190H257V188H256ZM52 191V192H53ZM141 191L142 190H140L139 189V192L141 193ZM189 191V190H188ZM210 191H212V190H210ZM214 191H216V189L214 190ZM213 191V192H214ZM217 191H219V190H217ZM51 192V191H50ZM49 192V193H50ZM53 192V193H54ZM57 192H59V190L57 191ZM134 192H136V191H134ZM143 192V191H142ZM173 192V191H172ZM175 192V191H174ZM178 192H179V190H178ZM191 192V191H190ZM205 192V191H204ZM204 192H201V196L198 198V195H200L199 193L198 194H196V192H194L195 194L193 195V193L191 194V193H188L187 192V194H191V195H183L182 196V200H181V198H180V200H179V202H178V204H176V206L174 207V211L175 212H173V214H171L170 213V211H171V209H172V207H168V206H166L165 207V205H167V202H166V204H163V202H162V204H161V201H160V203L158 204V201L156 202L157 204H155L154 205V207H153V204H152V206H151V208H150V210L149 211H151L152 213H158V214H164V215H166V217H167V220L165 221V224H166V227H165V225H164V228H166V230H156V228H155V230L157 231H154V229H153V231L154 232H156V234L154 233L153 234V231H152V229H150V226L149 227H147V228H149V230H151L152 232H151V234L150 235H153V236H155L156 235V237L153 239V237H152V239L151 240H149L151 243H149V245H147V246H145L146 248H145V250H146V252H147V255L149 256V255H151L150 253H153V252H151L152 251V247L154 246H162V249H164L165 250V248H166V250H167V248H170V246H171V248L174 246H177L178 247V250H179V246H182V245H180V244H182L181 242L182 241H180L181 239H184L183 240V245H184V242L186 243V240H185V238L188 236V235H191V234H189V233H191L192 232V234H193V231L195 232V230H194V228H193V231L191 230V228H189L186 224H183V221H182V224L181 225H184V226H181L180 228H181V230L177 227H174L173 226V228H171L172 227V225H174L175 224V222H174V218H175V214L174 213H178L179 214V212L182 214V216H181V218H183L185 215H188V213H192L193 214V212H194V210L195 209H199V207L203 204V206H205V203H209L210 204V202H211V200H214V199H212V197H211V199H210V202H209V200L207 201V199H209L208 197H206L207 199H205V203H204V199L202 200V197H203V195H202V193L204 194ZM213 192H212V195H213ZM221 192H222V190H221ZM230 192V191H229ZM234 192V191H233ZM233 192H230V193H232V194H234ZM236 192H238V191H236ZM69 193V192H68ZM70 193H72V192H70ZM140 193H138V192H136V194H135V198L134 197H132V198H134V200H133V202H130V203H132V205H134L133 203L135 202H137L138 201V203H136L137 205L139 204V205H142V207L145 205V203H146V200H148L147 199V196H149V193H148V195H146V196H144V195H140ZM145 193V192H144ZM153 193V194H154ZM168 193V192H167ZM185 193V192H184ZM183 193V194H184ZM229 193V194H230ZM45 194H46V192H45ZM57 194V193H56ZM147 194V193H146ZM153 194H150V196L151 195H153ZM154 194V195H155ZM170 194H171V192H170ZM209 194H211V193H209ZM220 194V193H219ZM46 195H48V194H46ZM133 195V194H132ZM166 195V194H165ZM179 195H181V193H179ZM207 195V194H206ZM211 195V196H212ZM222 195H225V193L223 192L222 193ZM262 195H264V194H262ZM49 196V195H48ZM63 196V195H62ZM67 196V195H66ZM69 196L70 197H72V199L71 200H69ZM127 196H129V195H127ZM157 195H155V197H156ZM160 196V195H159ZM195 196L197 197V199L195 200ZM210 196V195H209ZM230 196V195H229ZM236 196H237V194H236ZM260 196V195H259ZM179 197V196H178ZM228 197V196H227ZM63 198H64V196H63ZM74 198V199H73ZM129 198V197H128ZM159 198V197H158ZM166 198V197H165ZM164 197H163V199H165ZM168 198H169V196H168ZM186 198H188V200H186ZM205 198V197H204ZM219 198H220V195H219ZM225 198H226V195H225ZM236 198V197H235ZM258 198V197H257ZM256 198V199H257ZM261 198H262V196H261ZM260 198V199H261ZM47 199V198H46ZM151 199H152V197H151ZM154 199V198H153ZM221 199H222V197H221ZM223 199H224V197H223ZM65 200H66V198H65ZM66 200V201H67ZM72 200H74V201H72ZM128 200V199H127ZM130 200V199H129ZM158 200V199H157ZM118 201V200H117ZM174 201H176V199L174 198ZM253 201V200H252ZM255 201V200H254ZM43 202V201H42ZM86 203H87V201H85ZM128 202V201H127ZM169 202H172V201H169ZM190 202L191 203H195L192 207H190L189 206V204H190ZM262 202H264V201H262ZM49 203V202H48ZM81 203V202H80ZM85 203V204H86ZM110 203V202H109ZM120 206H121V208H122V216L123 217H125V216H127V212L129 211V210H131L129 207V209H127L126 207V205L127 204H125L124 203V200H122V201H120ZM154 203V202H153ZM177 203V202H176ZM197 203V204H196ZM208 203L206 204V206L208 205ZM212 204L214 203V201L213 202H211ZM238 203V202H237ZM237 203H235V204H237ZM82 204V203H81ZM113 204V203H112ZM115 204H117V203H115ZM169 204H172V203H169ZM168 204V205H169ZM174 204V203H173ZM212 204L211 205H208L207 206V208H206V206H205V212L207 211L208 212V210L210 211V210H212ZM234 204V205H235ZM239 204V203H238ZM259 204H260V202H259ZM98 205H100V204H98ZM114 205V204H113ZM130 205V204H129ZM136 205V206H137ZM138 205V206H139ZM148 205V204H147ZM145 206V207H148V206ZM261 205H264V204H261ZM103 206V205H102ZM231 206V205H230ZM230 206H228L229 207V209H230ZM240 206H241V204H240ZM239 206V207H240ZM101 207V206H100ZM116 207V206H115ZM118 207H119V205H118ZM228 207H226L225 209H226V211H228ZM233 207V206H232ZM231 207V208H232ZM242 207V206H241ZM241 207H240V210H241ZM35 208V207H34ZM71 208V209H72ZM111 208V207H110ZM133 208H134V206H133ZM141 208V207H140ZM37 209V208H36ZM50 209V208H49ZM70 209V210H71ZM96 209H97V207H96ZM108 209V208H107ZM117 209V208H116ZM115 209V210H116ZM120 209V208H119ZM143 209V208H142ZM145 209V208H144ZM148 209V208H147ZM208 209V210H207ZM215 209V208H214ZM214 209H213V211H214ZM221 209V208H220ZM224 209V208H223ZM234 209V208H233ZM34 210V209H33ZM63 210V209H62ZM69 210V209H68ZM70 210L69 211H67V212H65V214H60L61 216V218L62 219H64L65 217H67L68 218V220H69V217L68 216H70V214L72 213V212H70ZM82 210V209H81ZM84 210V209H83ZM109 211H110V209H108ZM232 210V209H231ZM230 210V211H231ZM36 211H38V209L36 210ZM107 211V210H106ZM117 211V210H116ZM115 211V212H116ZM133 211H134V209H133ZM148 211V210H147ZM226 211L224 212V213H226ZM232 211H234V210H232ZM235 211H237L236 210V208H235ZM242 211H244V210H242ZM241 211V212H242ZM101 212V211H100ZM108 212V211H107ZM106 212V213H107ZM111 212V211H110ZM109 212V213H110ZM198 212V211H197ZM205 212H202L201 211V216L202 215H206V214H208L207 212H206V214H204ZM239 212V211H238ZM239 213L240 215L242 214V213ZM245 212V211H244ZM243 212V213H244ZM33 213V212H32ZM59 213H62V212H60L59 211ZM88 213V212H87ZM150 213V212H149ZM148 213V214H149ZM151 213V214H152ZM190 213V214H191ZM115 214V213H114ZM117 214V213H116ZM144 214V213H143ZM142 214V215H143ZM150 214V215H151ZM189 214V215H190ZM218 214V213H217ZM219 214H221V212L219 213ZM230 214V213H229ZM237 214V212L234 214V216ZM32 215V214H31ZM72 215V214H71ZM87 215V214H86ZM94 215V214H93ZM107 216L109 215L108 213L106 214ZM105 215V216H106ZM119 215L121 216V214L119 213ZM146 215V214H145ZM150 215H148V216H150ZM177 215V214H176ZM180 215V214H179ZM222 215H224V216H226L225 214H222ZM117 216H118V214H117ZM157 216V215H156ZM156 216H155V219H156ZM178 216V215H177ZM176 216V217H177ZM190 216H192V215H190ZM189 216V217H190ZM209 216V215H208ZM220 216V215H219ZM230 216H231V214H230ZM60 217H58V219H60ZM64 217V218H63ZM71 217V216H70ZM115 217V216H114ZM113 217V219H115ZM129 217V216H128ZM141 217V216H140ZM144 217V216H143ZM151 217V216H150ZM160 217V216H159ZM179 218H180V216H178ZM194 217V216H193ZM203 217H205V216H203ZM202 217V218H203ZM237 217V216H236ZM238 217H239V215H238ZM31 218H33V217H31ZM112 218V217H111ZM110 218V219H111ZM117 218V217H116ZM121 218V217H120ZM120 218H118L119 220H121ZM134 218V217H133ZM133 218H131V220L133 219ZM146 218H148V217H146ZM145 218V219H146ZM180 218V219H181ZM201 218V219H202ZM229 218V217H228ZM234 218V217H233ZM92 219H94V218H92V215L91 214H89V216L87 215V216H83V217H80L78 220H76V221H72L71 220V222H67V219H64L67 223V226L68 225H76V226H84L85 224V226L87 227V223L88 222H90ZM100 219V218H99ZM98 219V220H99ZM108 219V218H107ZM106 219V220H107ZM130 219V218H129ZM151 219V218H150ZM185 219V218H184ZM188 220L190 219V218H187ZM192 219V218H191ZM194 219V218H193ZM204 219V218H203ZM202 219V220H203ZM237 219V218H236ZM116 220V219H115ZM114 220V221H115ZM118 220V221H119ZM134 220V219H133ZM136 220V219H135ZM153 220V219H152ZM164 220V219H163ZM176 221H177V219H175ZM183 220V219H182ZM63 221V220H62ZM94 221V220H93ZM92 221V222H93ZM111 221V220H110ZM204 221V220H203ZM239 221V220H238ZM109 222V221H108ZM124 222V221H123ZM129 222V221H128ZM179 222V221H178ZM64 223V222H63ZM98 223H100V222H98ZM118 223V222H117ZM120 223V222H119ZM180 223V222H179ZM190 223L192 224L193 223V220L192 221H190ZM189 223V224H190ZM201 223V222H200ZM233 223V222H232ZM240 223V222H239ZM261 223H262V221H261ZM261 223H259V224H261ZM93 224V223H92ZM91 224V225H92ZM108 224V223H107ZM106 224V225H107ZM122 224V223H121ZM125 224H126V222H125ZM156 224V223H155ZM176 224H178V223H176ZM194 224V223H193ZM192 224V225H193ZM206 224V223H205ZM207 224H208V222H207ZM210 224V223H209ZM235 224H237V223H235ZM248 224V223H247ZM90 225V226H91ZM104 225V224H103ZM112 225V224H111ZM123 225V224H122ZM121 225V226H122ZM163 225V224H162ZM186 225V226H185ZM200 225V224H199ZM204 225V224H203ZM244 225H246V224H244ZM108 226H109V224H108ZM147 226V225H146ZM155 226V225H154ZM156 226H158V225H156ZM207 226V225H206ZM235 226H238V225H235ZM104 227V226H103ZM113 227H114V225H113ZM153 227V226H152ZM190 227H192V226H190ZM204 227V226H203ZM227 227H229V226H227ZM240 227H241V224H240ZM239 227V228H240ZM243 227V226H242ZM241 227V228H242ZM9 228V227H8ZM105 228V227H104ZM116 228H118V227H116ZM121 228V227H120ZM119 228V229H120ZM143 228H144V226H143ZM160 228V227H159ZM199 229V228H198ZM197 229V230H198ZM67 230V229H66ZM107 230V229H106ZM117 230V229H116ZM140 230H141V228H140ZM144 230V229H143ZM145 230H146V228H145ZM196 230V231H197ZM5 231V230H4ZM61 231V230H60ZM65 231V230H64ZM112 231V230H111ZM132 231H134L135 232V230H132ZM142 231V230H141ZM147 232L145 233L144 231H143V233H145V235L146 234H148V232L150 233V231H148V230H146ZM200 231V230H199ZM71 232L73 233V231L71 230ZM117 232H118V230H117ZM140 232V231H139ZM6 233V232H5ZM10 233V232H9ZM66 233V232H65ZM65 233H62V234H65ZM76 233V232H75ZM74 233V234H75ZM111 233V232H110ZM115 233V232H114ZM61 233L60 234H58L57 235V237H59V235L61 236L62 235ZM69 234H70V229H69ZM65 235H67V234H65ZM121 235V234H120ZM134 235V234H133ZM140 235H142V234H140ZM158 235V236H157ZM226 235V234H225ZM62 236H64V235H62ZM69 236V235H68ZM70 238L69 239H71V237H73L72 235L71 236H69ZM98 237V236H97ZM234 237V236H233ZM59 238H61V237H59ZM68 238V237H67ZM66 238V240H68ZM75 238V237H74ZM191 238V237H190ZM56 239H58V238H56ZM73 239V238H72ZM71 239V241H74L75 242V240H72ZM81 239V238H80ZM96 239V238H95ZM189 239V238H188ZM194 239V238H193ZM61 240V239H60ZM66 240H65V242H66ZM99 240V239H98ZM192 240V239H191ZM191 240L189 241V242H191ZM58 241V240H57ZM68 241H70V240H68ZM77 241V240H76ZM86 241V240H85ZM90 241V240H89ZM92 241V240H91ZM101 241H103V239H101ZM104 241H105V239H104ZM188 241V240H187ZM55 242V241H54ZM79 242V241H78ZM78 242H76V243H78ZM81 242H82V240H81ZM148 242V241H147ZM59 243V242H58ZM57 243V244H58ZM194 243V242H193ZM192 243V244H193ZM196 243V242H195ZM194 243V244H195ZM199 243H200V241H199ZM60 244V243H59ZM71 244V243H70ZM80 244V243H79ZM82 244H84V243H82ZM89 244V243H88ZM88 244H87V246H88ZM95 244H98V242L97 243H95ZM188 244V243H187ZM191 244V243H190ZM197 244V243H196ZM45 245V244H44ZM43 245V246H44ZM49 245H50V243H49ZM91 245V244H90ZM105 245H106V243H105ZM141 245V244H140ZM83 246V245H82ZM81 246V247H82ZM92 246V245H91ZM107 246V245H106ZM143 246V245H142ZM159 246V247H160ZM45 247V246H44ZM47 247V246H46ZM45 247V248H46ZM49 247V246H48ZM83 247H86V246H83ZM83 247H82V249H83ZM102 247V246H101ZM100 247V248H101ZM186 248L187 247H189V246H185ZM35 248V247H34ZM49 248H51L52 249V246H50ZM77 248V247H76ZM87 248V247H86ZM54 249V248H53ZM56 249H57V247H56ZM101 249H103V248H101ZM160 249H161V247H160ZM159 249V250H160ZM183 249H184V247H183ZM32 250H35V249H32ZM39 250V249H38ZM38 250H37V252H38ZM40 250H42V247H41V249ZM43 250H46V249H43ZM75 250V249H74ZM86 250V249H85ZM84 250V251H85ZM88 250V249H87ZM98 250H100V249H98ZM158 250V252H160V251H162V250H160L159 251ZM185 250V249H184ZM49 251V250H48ZM80 251V250H79ZM93 251V250H92ZM168 251V250H167ZM181 251H183V250H181ZM3 252V251H2ZM50 252V251H49ZM53 252V251H52ZM89 252V251H88ZM100 252H103V251H100ZM105 252V251H104ZM103 252V253H104ZM107 252H109V251H107ZM48 253V252H47ZM62 253V252H61ZM75 253V252H74ZM86 253V252H85ZM99 253V252H98ZM166 253V252H165ZM168 253V252H167ZM3 254V253H2ZM60 254V253H59ZM64 254H65V252H64ZM66 254H67V251H66ZM65 254V255H66ZM69 254V253H68ZM94 254V253H93ZM106 254V253H105ZM155 254V253H154ZM49 255H50V253H49ZM70 255V254H69ZM83 255V254H82ZM96 255H98V254H96ZM100 255V254H99ZM98 255V256H99ZM168 255V254H167ZM6 256V255H5ZM7 256H8V253H7ZM56 256V255H55ZM63 256V255H62ZM79 256V255H78ZM84 256V255H83ZM97 256V257H98ZM104 256V255H103ZM160 256V255H159ZM162 256V258H164V256L163 255H161ZM169 256V255H168ZM60 257V256H59ZM58 257V258H59ZM82 257V256H81ZM96 257V258H97ZM155 257V256H154ZM157 257V256H156ZM170 257V256H169ZM66 258H68L67 256H66ZM74 258V257H73ZM84 258L85 257H83L82 258V260H84ZM95 258V257H94ZM151 258L152 257H150V260H151ZM160 259L161 257H157V258H155V260L157 261V259ZM165 258H167V257H165ZM177 258V257H176ZM175 258V260L173 259V262L174 261H176L177 259ZM262 258H264V257H262ZM7 259H8V257H7ZM9 259H10V257H9ZM8 259V260H9ZM70 259V257L68 258V260ZM72 259V258H71ZM79 259V258H78ZM145 259H146V257H145ZM2 260H3V262L2 263H4V257H3V255H2ZM74 260V259H73ZM94 260V259H93ZM105 261H108V260H106V258L104 259ZM122 260V259H121ZM164 260V259H163ZM162 259H160V261H162V262H165V260L163 261ZM5 261H7V260H5ZM15 261V260H14ZM70 261V260H69ZM80 261V260H79ZM104 261V262H105ZM167 261V260H166ZM208 261V260H207ZM8 262L9 261H7L6 263L8 264ZM76 262V261H75ZM85 264H89V262H90V260H88V258L86 259L85 258V260L83 261ZM103 262V263H104ZM118 262V261H117ZM159 262V261H158ZM94 263V262H93ZM93 263H91V264H93ZM153 263V262H152ZM157 263V262H156ZM169 263V262H168ZM175 263V262H174ZM177 264H180V262L178 263V262H176ZM175 263V264H176ZM10 264V263H9ZM81 264V263H80ZM106 264H107V262H106ZM108 264H110V263H108ZM113 264V263H112ZM160 264H161V262H160ZM163 264H165V263H163ZM172 264V263H171ZM182 264V263H181Z\"/></svg>",
  "mask_w": 264,
  "mask_h": 264
}]
</instances>
